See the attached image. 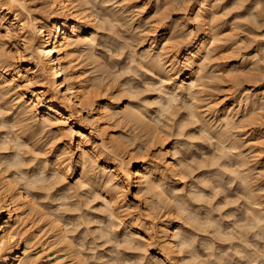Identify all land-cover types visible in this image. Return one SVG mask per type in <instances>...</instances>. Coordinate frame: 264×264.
<instances>
[{
  "label": "bare ground",
  "instance_id": "1",
  "mask_svg": "<svg viewBox=\"0 0 264 264\" xmlns=\"http://www.w3.org/2000/svg\"><path fill=\"white\" fill-rule=\"evenodd\" d=\"M186 1L192 5L193 3H191V2L194 0H167V1H165L166 2V9L164 7L165 5L164 6L162 5L163 6L162 8H160L161 7V5H160L159 8L162 10L160 11L159 15L156 16L155 15L156 12H154L155 14H153V15L150 14L151 17L155 16V18L157 19V17H158V19L157 20L155 19L156 21L154 20L155 21V23L153 24L154 26H153V28L150 29L154 35H152L153 39L151 41V44L149 45V48L145 47L146 50L142 49V50H144V52L142 54H140L139 52L137 54V52H136L137 50L133 53L131 52V50H129L131 52L130 57L132 55L131 61L134 62L136 60V58L133 57L136 55L137 58H140L139 61H141V63H144L143 61H145V63H146V64L144 63L145 65H148V64L150 65V66L148 65V67H149L148 68L145 65H144V67H141L143 65V64H141L140 65V67L142 68L141 69V68H139V62L138 61H137L138 64H136L137 66L135 65V62L133 63L134 64L133 65L130 61V64H132V66H134L135 68L133 67V69H134V71H133L131 69L132 68L131 65L128 64L130 66L131 70H129V72L127 71L126 73H127V75L129 73H131L130 74V75H132L131 79L134 78V80H135L137 78V77L135 78V76H138L136 73L139 74V72H140L141 74H143L148 69V71L151 70L152 72L156 73L158 75V76L157 75L156 76L159 77L158 79L161 80V81L160 80L158 81V79H157V81L160 82V84H162V87H161V85L159 86L158 85L159 83H157V82H156L157 84L153 83V86L150 87L154 90L155 93L158 90H157V88L154 89V87H160L163 89V90H161L162 93L160 92L161 96L160 97L158 96L159 97L158 99L152 98V100L154 99V102L150 103V101H152V100H150V101H148V100L151 97L145 98V99H147V102L144 101L145 99L141 102L142 94H144V96H145V94L146 93L148 94V92L144 91L146 93H142V94H139L137 92L134 93L135 91H133V87H130L131 84H129V86L128 85L126 86L123 84V82L126 84L127 81L126 82L124 81L126 79H124L122 82H120L121 85L123 86V88L121 86L122 89L117 88V87H116L117 88L116 89L114 87V85L116 86L117 79H119L121 76L116 77V83L114 81L115 84L113 83V89H112L113 91H115L114 90V88H115L116 92L118 94H120L119 99H116L118 96L117 93H115V94L113 93V95H110L112 92L110 94H105V92L107 93L109 91L105 90L103 92L102 90H104V89L101 90V88H102L101 84H97V85H101L100 89H99V88H95V86H97V85H94L93 83H91L94 79L96 80L95 82H98L102 78V77L99 78L100 77V76H98L99 74L96 77L95 74H97V73H94V71H92V69H90L91 72H93L95 75V77L93 79H90V78H92L93 75H91V74H93V73H90L89 69H88L89 66L96 65V62H98L97 64H99V65L102 64L101 63L102 61L100 63H99V61H97L98 57L96 56L99 53L98 50H96V49L99 47V45L101 46V44H99L98 46H97V44L99 43L98 41H101V39L98 40V36H97L100 34H97L98 33L97 29L99 27L95 23L96 19L93 16V15H95L92 11L93 10L92 7L93 6L95 7V3L93 1L92 2L94 5H92L91 0H0V34L2 35L1 37H3V39H1V38L0 39L4 41V44H2V42L0 44V129H1L0 130V264H87L88 262H90V261H88L89 259L87 257H86L88 259L87 261H84L86 259L85 257L83 259L81 258V252L84 250L83 245L81 248H78L79 251L76 250L77 249L76 246L80 247L81 243H80V245H76L77 243H75L76 242L75 239L81 238L82 236L76 237L74 239L73 234H75V236H77L79 233H77V234L74 233V229H78V230L80 229L81 230V228H83L84 226H85L84 228H86V229L84 230V228H83L81 230V232L85 231V233H86L87 228L89 229L88 231H92L91 225L94 223H91V221H92L91 217L93 218V216H94L93 212L97 211L99 213V215H101L100 214L101 210H100V212L98 209L96 210L97 207L99 208V205H98L99 203L97 202L98 204H96V202H94L97 199H101L103 201L101 203L102 205L100 204V206H102V207H100V209L103 208V210H104L103 211L104 214L103 213L102 214L104 216H106L107 215L106 212H108V215H107V217H104V218H102L103 215H101V218H98L99 215L98 216L95 215L97 217H95L93 219L94 221H92V222H95V219H96L97 223L100 222L102 224L104 222V220L106 222L105 218L108 219L107 222L109 220L111 221V223H110V221L108 222L111 224V225L110 224L109 225L112 227L111 228L112 230L110 229V231L115 232L118 236L124 235V237L122 239V243H120L121 241L119 238H116V239H118L116 241H118L120 245L123 244V245L130 246L132 244L131 245L132 247H129L130 249L127 248L128 250H130V252H129L130 256L134 258L132 260L130 257V259H129L130 262L131 261L133 262L135 260V257H136L137 258L136 260L137 261L139 260V262H138L139 264L146 259H148V261H150V262L159 260V262H160L159 264H171L168 262V258L171 255H173L172 257L174 259H176V258L179 260L181 259V261H187V260L189 261L193 258L195 259V257H197V261H198V260H201L202 258L198 259L200 254H197L199 256H196L195 253H198V251H196L195 249L199 244L202 243L204 245L203 247L204 248L206 247V249H208V250H206L207 251L206 253L209 254L208 256H210V257L213 256L214 257L213 260L215 259L214 261H216V257H217V260H218L217 262H220L222 264V262H221L222 260L220 259V256L223 254L225 255V253L222 252L223 254H221V253L216 252L217 249H220L219 247L221 244L219 245V247L218 246L216 247L215 245H218L220 242L218 244L216 243L213 245V243H215L213 241H217L218 239L212 240L211 238L213 236L212 237L210 236L211 237L210 238L207 234L209 231L204 233L203 229L200 228L198 230H196V229L194 230L193 229L194 227L191 228L193 230H191V229L189 230V228H187V226H186L187 222L191 221V223H194V224L197 223V224L202 225V226H203V224H205V227H203V228H206V226L209 228V226H211L209 229L214 228L213 229L214 231H212V234L214 232L215 234H217L218 237H219V235H221L220 238L222 237V234L224 232H225L224 234H226V231L222 230V228H224V226L222 227V225H223L222 224L223 223L222 217H221L222 218L221 221H220V219L218 220L214 216V214H211L213 212L211 210H206L204 212L205 215H200V213L203 212L202 210L201 211L198 210L201 206L198 207V205H197L198 209L196 208V206H195V208H194V206H192L193 201L196 202V200H200V202H201V199L207 200L206 199L207 197L210 198V194H209L210 191L207 192V186L209 185L208 186V188H209L210 185H213L215 183V182H212L213 178L211 176H213V175L222 176V178L228 177L229 179L227 178L226 180H230L229 182H231V183L232 182H234V183L238 182L247 188L249 195L254 200L253 203L255 204V206L251 208L252 210L250 209L252 212L250 214L248 213L250 216H249V218H247L249 220V223H248L249 227L247 226V228L256 229V230H254L255 236L256 235L257 236L262 235L259 233V230H261V228L264 227V208L259 207L260 206L259 204L262 203V201H260L261 193L259 194L260 189L262 187H260V189H259V187L256 185L257 188L259 189L258 190L256 187H254L255 184H254V186H252L253 183L250 184L251 183L250 181L252 180L253 175H255L252 172L253 169H255V167H254L255 164H259L258 162H260V163L264 162V148H263V146H264V129H260V128L257 129L255 127V125L258 123V120L260 119V117L262 115V112H264V110H263L264 109V84H262L263 87L259 86V88H256L255 90H253V88H252L253 91L248 89L249 91H251L249 93H248V90H247V92L244 91L246 93L244 95L242 94L243 97L240 94L241 92H239V94L242 97V98L241 97L240 98L242 100L240 98H239V100H237V99L232 97L233 95L235 97L236 94H233L231 96L232 97L231 99H229L230 96H228V98H227L226 95H225L226 98H220L219 97L216 99H212L214 97L210 98L211 94L213 95L214 92H215V95L219 94V93H216L215 90H214V92H212L213 89H215V87L217 88V90H219V89L222 90L225 87V86L224 87L222 86V88H221L220 85H218L221 83V81H223V80H219L220 82H216L215 84L211 83V85L217 84L215 87L211 86L208 83L210 85V88L213 87L212 90H210L208 87V90H210V92L206 90L207 88L205 89V91L207 93L208 92L210 93L209 96L207 95V93L205 91H203L206 93L207 98H209V100L207 101L205 94H204L205 98L204 97H203L204 99L202 98V96H201L202 93L200 95V92H202V90H204V87H203V85H201V83L205 84V82H209V81H206L207 78L204 77L205 74L207 75L209 73L207 75V77L208 76L212 77V76H210V74L212 75L214 70H215L214 73H216L215 67H217V69H218V67H220L219 65H221V64H219L216 66V63L218 64L217 61H216V63H214L215 62L214 60L216 59L215 58L216 55H215V57H211V56L215 54V51H217L216 49H218L220 46H222L223 39L224 38L226 39L229 35L227 34V32H225V33L223 32L224 34L221 33L224 29L223 30L221 29V31H218L219 29L217 30L218 33L220 32L221 34L220 33L218 34L217 31L213 32V30H216V28H217L216 23L218 24L221 21L224 24V22H225V20H223V17L221 16V14L218 13V11L222 12V13L224 12L223 10L220 11L222 9L221 8L222 4L220 3V0H217L216 1L217 3H215L214 0H213L214 3L211 2L212 0H210V1H208V0H196V1H194L195 7H194V5L191 6L189 4L191 7H194L193 9L195 10V13H196V16H193L196 18V19L194 18V21L195 20L197 21V24L194 25V26H196V28L192 29L190 27L192 29L191 32L189 31L190 34H187L188 37L184 41H182L181 43L180 42L178 43L176 41H173L174 42L173 43L171 40H173L176 37V35H175V37L173 36V38H171V36L174 33L173 30H175V29H172L173 33L171 32L172 34H170V36H169L167 34V31H168L167 29L169 27L167 29L160 28V27L162 25H164L163 27H165V24H167L165 20L168 21L167 18H169V20L171 19L170 13L173 14V11L175 10L174 7L177 8V6L179 4L181 6L182 3L186 2ZM223 1H222V3H223ZM259 1H257V3L261 5L262 4L261 2L263 0L260 3H259ZM209 2H211V4L213 3L214 5L217 4V6L215 5L216 6L215 7L212 4L215 7L214 8L212 5H210ZM240 2L242 3V1H240ZM90 3H91V5H90ZM236 3H239V2H236ZM257 3H254V4L256 5ZM163 4H164V2H163ZM258 4H257V6H255L256 8L254 11H257ZM183 5H184V7H183L184 10L189 9L188 5H187L188 9H187V7L185 8L186 4H183ZM218 5H220V8H221L220 10H219ZM225 5H222V6L224 7ZM239 5H240V3H239ZM251 5L254 7V5L252 3H251ZM262 5L259 6V8L261 7L260 9H262ZM239 7H241V5ZM91 8H92V10H91ZM211 8H212V10H213V8L214 9L218 8L217 9L218 10L217 11L218 16H221V17H219L220 19H218V22H217L218 16L215 13L216 10L211 11ZM227 8H229V7H227ZM232 8H231V10H232ZM259 8H258V10H260ZM158 9H156L157 14L159 12ZM226 9H224V10L226 11ZM263 9H264V5H263ZM109 10L111 11V8H109L108 11ZM113 10H115V9H113ZM171 10H172V12H170ZM237 10L240 11V9H238V8H237ZM191 11H193V10H191ZM233 11H234V9H233ZM251 11H253V10H251ZM260 11H263V10H260ZM161 12H164V14ZM227 12H229V10H227ZM236 12H234V13H236ZM115 13H116V11H115ZM234 13H231V11H230L231 16L229 15L227 17H233ZM256 13H258V18H256L257 15L256 14L253 15V13L251 16H253L254 19H252L251 16H249V17L252 20L256 19L255 20L256 22L255 21H253V22L258 25V22L262 21L263 18H261V20H260V17H262L261 16L262 12L257 11ZM116 14H115L114 18H118ZM215 14L217 17H214ZM227 14H229V13H226V15ZM240 14H242V12ZM108 15L106 14V16H108ZM111 15L112 16L114 15V11H113V13H111ZM111 15H110V18H111ZM236 15L238 16L239 14H236ZM122 16L123 15L119 16V18ZM240 17L242 18V15ZM246 17H248V15ZM114 18H111V19L114 20ZM189 18L191 19V17H189ZM179 19H181V18H179ZM179 19H177V20L175 19V21H177L176 23H179V21H180ZM232 19L231 20L228 19V21L226 19V22L229 23L230 21H234L236 19V17H234L233 20ZM116 20L117 19H115V22H116ZM212 20H213V22H211ZM214 20L216 23L214 22ZM238 20L241 22L240 19H237V21L235 20V23L234 22L233 23L230 22V23L231 24H237L239 22ZM257 20H260V21H257ZM119 21H120V19H119ZM253 22H252V24H250V26H252V27L254 24ZM141 23L142 22H140L139 25H141ZM194 23H196V22H194ZM214 23H215V25H214ZM228 23H226V24H228ZM263 23L264 22H262L261 25H263ZM174 24H172V25H174ZM223 24H222V28H223ZM239 24L240 23H238L237 27L236 26H234V27H236V28L240 27ZM241 24H243L244 26L246 25V24H244V22L243 23L241 22ZM172 25H171V27H172ZM243 25H241L240 29L243 28V30H244ZM250 26H248V27L250 28ZM248 27H247V29H248ZM252 27L250 28L252 31L250 33H253L254 32L253 30H255L256 28H259L257 26L255 29H254L255 26L253 28ZM172 28H174V27H172ZM219 28H221V25H219ZM237 30H238L237 32H239V28ZM257 30H255V31H257ZM226 31H227V29H226ZM159 32H160V34H159ZM226 34H227V36H223L224 38L221 36L222 39H219V42H216L217 45L218 44L220 45L222 43L220 46L218 45L219 47L217 48V46L215 44V40L217 39V37L220 38L219 35H226ZM245 35H246V33H245ZM255 35H256V33H255ZM248 36H249V33H248ZM259 36H260V34H259ZM259 36L257 35L258 38H259ZM110 37H112V36H110ZM254 38L257 41L258 38H256V37H254ZM254 38H253V40H255ZM225 39H224V41L226 42L227 40H225ZM229 39H231V38H229ZM235 39H237V38L235 37L234 40ZM261 39L263 40V37ZM234 40L232 42L236 41V40L235 41ZM241 40H243V39H241ZM251 40H252V38H251ZM262 40H261V42H264V40L263 41ZM216 41H218V39ZM229 41H231V40H229ZM117 42H119V41H117ZM225 42H224L223 46H226ZM261 42L259 40L258 43L260 44ZM119 43L123 44L121 42H119ZM256 43L254 45H256ZM120 44L117 46H120ZM124 44H126V43L124 42ZM127 44L129 45V43H127ZM228 44H229V42H228ZM228 44H227V46H228ZM232 44H235V43H231V47H232L231 50L233 51V47L235 48L236 44H235V46H232ZM121 46H123V45H121ZM244 46H242V45H241V47L238 46L239 48L237 47L236 50L234 49L235 51H233V52H236V51L240 52ZM253 46L251 44V48H253ZM257 46H258V44H257ZM7 47H9V48L7 49ZM125 47H123L124 50H125ZM214 47H216V49ZM262 47H261V50L263 49ZM130 48H131V46H130ZM222 48H223V52H224L225 47H222ZM214 49H215V51H214ZM219 49L221 50V47ZM239 49H241V50H239ZM84 50H86V52ZM121 50H119V52H123L124 54L126 53V55H129V54H127L128 48H127V50H125V52L121 51ZM151 50H154L155 52H157V54L154 55L155 52L153 51L154 52L153 53ZM261 50H260V52L257 50L256 53L254 52L255 54L252 53L253 56L255 57L258 55V59H260V58L262 59V56L259 55L263 52ZM96 51H97V54H96ZM226 51L227 50H225V54L228 53V52L226 53ZM82 52L83 53L85 52V54L87 53V55H85V58L87 59L88 62L85 61L86 62L85 65L81 67L79 64L80 60L78 61V59H79L78 57H79V55L83 54ZM151 52L153 55L151 54ZM218 52H216V54ZM220 52L223 53L222 50ZM242 52H240V53H242ZM247 52H249V51H247ZM80 53H82V54H80ZM240 53H238V52H237V54L228 53L227 55L229 57H230V55H232L233 56L232 58H235V57L239 56ZM223 54H219L221 56L220 57L217 56V57H219L220 60L218 58L216 60L221 62L222 61L221 57H224L228 61L229 57H227V55L224 56ZM250 55L249 56L247 55L248 57H250V58H248V57L247 58L252 60ZM98 56H99V54H98ZM259 56H260V58H259ZM239 57H241V56H239ZM133 58L135 60H133ZM255 58H256L258 63L255 60H253L252 62H255L259 68L261 67V69H263L262 66H259V65L262 64L261 62H263L264 59H262V61H260L257 59V57H255ZM244 59H241V60H244ZM207 60H209V61H207ZM210 60L214 61V62L212 63V62H210ZM230 60H231V58H230ZM238 60H239V58H238ZM83 61H82V63H83ZM247 61L245 60V62H247ZM91 62L93 63V65H90ZM209 62H210V64L215 65V67L212 65L214 68H213L212 72L210 70L211 73L208 71L210 69V67L212 69V66H210ZM224 62L225 61L222 62L224 65H227V66L230 65L228 63L225 64ZM249 62L250 61H248V63ZM80 63H81V61H80ZM240 64H242V62ZM243 64H245V63H243ZM87 65H88V67H87ZM208 65H209V67H207ZM235 65H237V64H235ZM256 65L251 64L250 66H253V67L255 66L254 68L257 69V73H258L259 71H261V69L258 70ZM129 66H128V69H129ZM223 66L221 65V67H223ZM238 66H239V64H238ZM243 66H241V67H243ZM105 67H107V66L105 65ZM136 67H138L137 69H139L140 71H138L136 69ZM145 67L147 69H145ZM206 67L208 68V70H206L207 69ZM34 68H35V70H33ZM91 68H93V67H91ZM97 68H98V66L97 67L95 66V69H97ZM99 68H101V66ZM99 68L97 70L101 74L102 70L100 71ZM124 68H126V67H124ZM228 68H226V69H228ZM95 69H93V70H95ZM101 69H103V68H101ZM108 69H105V71L103 70L102 72H105L106 74H107V72L109 73V71L111 72V70H108ZM135 69L137 72H135ZM143 69H144V72H143ZM221 69H219V71H221ZM226 69L223 68V70H226ZM234 69H236V68H234ZM242 69H243V71H241ZM242 69H240V72H237L238 70L236 69L235 72H237L236 73L237 75L234 74V76L232 74L230 75V73H232V71L234 72V70H232V69L226 70L227 71V74H226L227 77H226V75H223V73H226V71L225 72L221 71L222 73H220L217 70L218 73H220L221 75L216 73L218 77L216 76L217 79L214 77L215 81L220 79V77H222V76L226 77L227 80L229 79V80L233 81L234 79L244 77L243 75H248V77L250 79L251 78H257L260 81L262 80V83H264V81H263L264 77L262 78V76H264L263 73H262V75L260 73V76H261V78H260V77H258L259 73L258 74L256 73L257 75L254 74L255 69L254 70L252 69V71L254 73L252 71H249L250 69L246 70V72H247L246 74H244L245 73L244 68H242ZM30 70H33V71L31 73H29L28 71H30ZM124 71H125V69H124ZM148 71L146 72V74L144 73L145 77L148 75L147 74ZM205 71H208V73H205ZM248 71L252 72V73H249ZM126 73L123 74L124 75V76H122L123 78H125ZM133 73H135L136 75L134 74V76H133ZM154 73H152V75H153L152 77L155 76ZM248 73L250 74V76ZM88 74H90L91 77ZM114 74L115 73H113V75ZM141 74H139L140 76H138V77L140 78L142 76L144 78V76H143L144 74L143 75H141ZM150 76H147L146 78H148V77L151 78ZM114 77H113V80L115 79ZM129 77L130 76H128L126 78H128V80H130ZM157 77H155V78H157ZM36 78H41L43 80L42 83H38V85L41 84L40 87H38L36 85H35L36 87H33L34 86L33 84L36 83ZM96 78H98L99 80ZM146 78H144V79H146ZM201 78H204L205 80L201 79ZM212 78H210V79L208 78V80H210V82H211ZM223 78H221V79H223ZM226 78H225V80H226ZM246 78H247V76H246ZM249 78L247 79V80H249L248 83H250ZM213 79H212V82H213ZM244 79H242V80L245 81L246 79L245 80ZM257 79H251V80H257ZM155 80L156 79H154V81ZM200 80H203V81L200 82ZM238 80L241 81V79H238ZM238 80L236 82H238ZM228 81H226V82H228ZM231 81H229L230 84L233 83V82L231 83ZM260 81L257 80V82H260ZM145 82H148V79H147V81L145 80ZM234 82H235V80H234ZM118 83H119V81H118ZM129 83H130V81H129ZM134 83H136V81ZM224 83L225 82H223L222 84L224 85ZM148 84H149V82L147 83V85ZM208 84H206L205 87H207ZM226 84L229 85L228 83H226ZM244 84H245V82H244ZM118 85H120V84H118ZM200 86H202L203 89ZM240 86H242L241 83H240ZM103 87H104V85H103ZM109 87H110V85H109ZM124 87H128V88L130 87V88L128 89V88H124ZM253 87H255V86H253ZM110 88H112V86ZM229 88L230 89H227V88L226 89L224 88V89L227 91V90H231L232 87L229 86ZM240 88H242V87H240ZM130 89L133 91V93L131 91H129ZM107 90H110V89L108 88ZM243 90H245V88H243ZM150 91H149V93H153V91H151V92ZM223 91H221L220 95L226 94V92L224 91L225 93H223ZM102 92H103V95H101ZM158 93L159 92H157L156 94H158ZM232 93H234L233 90H232L231 94ZM235 93H236V91H235ZM133 94H138L137 96L140 99L136 95L133 96ZM231 94H229V95H231ZM237 94H238V92H237ZM10 95H12L13 98H15V100L18 104V108L15 109L16 104L15 105L11 104L13 102V100L11 99L12 102H11V100H9L11 98ZM180 95H184L183 97H185V104H184L183 103L184 100H182L183 97L181 96L182 97L181 100L183 101L182 105H185L184 110H183V106L179 105L181 103L180 102L181 100L179 98ZM122 97H125L126 101L121 102ZM134 97H136V99L139 101L135 100ZM189 97H190V99H188ZM114 98H115V100H113ZM123 99L124 98H122V100ZM15 100H14V103H15ZM116 100H118V101H116ZM156 100L157 101L159 100V102H160V100H163L164 103L163 104L160 103L161 105L158 106L157 104L159 102H156V104H154ZM202 100H203V102L206 101V103H203ZM114 101L119 102V103H115ZM177 101L179 102V104L177 103ZM137 102H139V103H137ZM143 103L147 104L146 106H151V108H152L153 104H154L153 106H155V105L158 106L159 109L156 107L155 111H158V114H161V112H163L161 114L163 116H164V114L166 115L167 110L168 111L170 110L171 112L173 110L172 116H170L172 114L170 111L169 112L171 114H168L169 112H167V115H166L169 118L168 121L170 122V124L173 123V124H171L173 126L170 127L169 122H167V120H165L166 118H164V117L162 118V116H161V118L163 120H161V121H164L162 123H165V124H163V125L159 124L158 122L160 121L159 120L160 117H158V114H156L154 111V115H153L152 109L150 107L144 106L145 104L142 105ZM175 103L178 104L177 108L179 109V111L176 109ZM150 104H152V105H150ZM174 106H175V108H173ZM171 108H173V109H171ZM246 109H251L250 112L248 111L249 112L248 115L246 113ZM261 109L263 111H261ZM181 110L186 112V113L182 112ZM244 110L246 113L245 116L246 117L249 116V119L245 118V116L244 117L242 116V114H245V113H243ZM256 111H258V112L260 111L259 113H261V114H259ZM29 113L32 114L33 116L29 115ZM155 114L157 116H155ZM168 115L171 118L176 117L175 118L176 120L174 118L172 120ZM174 115H176V116H174ZM185 115H186V117L191 118V119L187 118V120L188 119L192 120L191 123L190 122H188V124L185 123L186 122ZM262 117H263V115H262ZM192 118L195 119L194 122L197 121V123H194ZM257 118H259V119H257ZM182 121H184L186 126L182 123ZM129 123L130 124L132 123L133 125H137V126L139 125L138 127L135 126L137 129L134 130V131H136L135 132L136 135H135L134 139L132 136L128 135L129 133H131L133 131V130H131V128L134 129L133 126L131 127L129 125ZM193 123L197 124V125L199 124V125L198 126L195 125L192 127L190 124H193ZM263 123L264 122H262V124ZM119 124H121V125H125V124L127 125L128 124L130 126V129H128L129 127L126 125L124 126V129L122 128L123 126H120V128H122L124 130V132H126L125 130L127 127V129H128L127 132H129V133H127V134L122 133L121 134V133H119L120 131L117 132L118 127H115V126L119 125ZM156 124L159 126H162V128L156 126ZM166 124H168V125L166 126ZM258 124L262 126V124H260V122ZM164 126L168 127V128L174 127L172 129V132H171L172 135H171V133H168L167 130H163L165 128ZM196 126H197V128L199 127L198 133L200 132L199 133V134H201L200 136L197 135L198 133L196 130H198V129L197 128L195 129ZM256 126H258V125H256ZM139 127L141 128L139 130H141L143 132V133H141V131H139L141 134L140 137H143L144 135H146V136H144L145 138L147 136L150 138V139L148 137L146 138V140H148L147 145L144 144V142H146L144 138H143L144 139L143 142L136 139L137 136H139L138 132H137ZM157 127L163 131H157L158 130ZM186 127L188 129H190L189 127L194 128L196 132H193L194 130H192V129H190L189 131L188 130L186 131V129H187ZM251 127H254L253 128L254 130H252L253 132L248 133L249 130L251 131V129H252ZM4 128H6V129H4ZM8 128L13 130L14 136L12 135V137H11V134H10V138H7L8 136H6L7 134L9 135V133L12 132V130H10ZM120 128H118V130H120ZM2 129L6 130V131L8 129L9 133H7L5 135L6 131L3 132ZM244 129L245 130L247 129V130L244 131ZM129 130H131V132ZM134 131L132 133L133 135L135 134ZM118 133L120 135H118ZM163 133H166V134H163ZM194 133H197L196 137L199 138V139L197 138L198 140L196 139ZM246 133H248V135H249V137L247 139L248 144L244 141V137L242 138V135L245 136L244 134H246ZM132 134H130V135H132ZM164 135H167V137L170 136V137H168L169 139ZM248 135L246 134V136H248ZM97 137H101L100 138L101 142H99ZM131 138L134 141H135V139H136V141H139V144L138 143L135 144V142H133V140ZM214 138L217 140L216 145H218V150H216V152H218V154L212 153L215 155L214 159H216V160L212 159L213 162L209 165H210V169L215 164H216L215 167H217V168H213L212 171H208V170L203 171V173L201 175V176H203L202 177V179H203L202 183L203 184L201 183V185H200V183H199V186L196 187V186H194L196 183L192 182L194 185L193 184H192L193 186L190 185V189H189L188 193L187 192L184 193L183 192L185 190L184 185L186 182L183 180V176H185L186 170L195 168V166L198 165V163L196 165L193 163V161H190V163L188 161V164H185V165L183 163H181V162H183V160L182 159L180 160V157H179L182 154L181 150L183 152V150L185 148L184 146H187V148L189 147L191 149V148H193L191 146H195V145L201 146L202 144L206 145L205 143H208L207 140L213 141ZM242 139H243V141H242ZM245 139H246V137H245ZM140 142L144 144L145 147L142 144L141 145L145 149L141 148ZM242 142H245V144L249 145V146H247L249 148L247 150L248 153L244 151L245 150L244 149L245 144ZM156 144H159L158 145V151H157L158 153L157 154L155 153L156 155L154 156V155H151V148L157 146ZM130 145H132V146L130 147ZM241 145H244V147ZM203 146H201V147L203 148ZM182 147H184V148H182ZM240 147L241 148L243 147L244 150L241 149ZM194 149H196V148H194ZM250 149H253L252 152L249 151ZM23 153H26V154L24 155ZM69 153H70V155H67ZM29 154H30V156L28 158ZM233 157L234 158L238 157L236 159H239V167L237 165V169H235L236 167H234V168H230L231 171H228V169H227L228 164L231 163L230 161H231V158H233ZM206 158L204 157V159L202 161L203 163L200 162L199 164H201V163L204 164V160ZM211 158L210 159L207 158V160L210 161ZM251 161H253V162H251ZM249 162L254 163V166L251 167L253 169H251L252 171H250V172L247 171V170H250V168L248 167L249 168L248 169L246 167V165H252V164H249ZM195 163H196V161H195ZM207 163H209V162L207 161L206 165H208ZM209 165H208L207 169H209ZM198 166L200 167V165H198ZM184 167L187 169H185ZM70 171L73 172V175L74 174L76 175V177H77L76 183L72 184L71 181L68 183L66 182V180L68 181V177L70 176V173H69ZM193 171H195V170L193 169ZM254 171L256 172V170H254ZM259 172H261V171H259ZM259 172H257V173H259ZM189 174H187V176ZM259 174H258V176H260ZM186 177H184V178L186 179ZM239 179H240V182L237 181ZM194 180H196V179L194 178ZM214 180H216V179L214 178ZM45 182L46 183L48 182L47 184H49V186H47L48 187L47 189L45 187V185H46ZM221 182H220V184H221ZM44 183H45V185H44ZM181 183L184 184L183 185L184 187L181 185ZM210 188H214V185L211 186ZM132 189L136 190L134 194H132ZM67 190L71 191V194H70V195H72L71 198L72 199L75 198L76 203L73 202L69 198V194H67L68 195L67 196L66 194L63 193V192L69 193V192H67ZM247 190L245 189L244 191H247ZM39 191H41L43 193L42 194L40 193L41 199L40 200L38 199L39 200L38 201L36 198V194H38ZM211 191H213V189ZM93 192H94L93 197H95V199L93 198L94 201L88 202L89 197H91V195H92L90 193H93ZM222 192L223 191H221V193ZM262 192H264V191H262ZM214 193L217 194L216 192H214ZM191 194H193V196ZM53 195L54 196L59 195L58 198L61 200L62 204L59 203L60 200L58 199L59 200L58 205L59 206H60V204L62 205V207L60 206L61 210H63L62 208H64V207L66 208V207L73 206V204L75 203V208H71V210H69V211L73 213V211L76 210V212L79 211L78 213H81V212L82 213L81 214L76 213L77 214L76 216H75V214L74 215L72 214L73 217L67 216L66 213L63 214L64 212H66V210L64 209L63 213H62L60 208L59 209L55 208L54 203H53L54 206L53 205L50 206V205H48L49 203L48 204L43 203L45 201L40 202L41 200H45V199L46 200H49L50 198L53 199ZM73 196H75V197H73ZM77 197L79 200H76ZM134 197L140 199V201L143 203V207H141V208L139 207L138 208L139 210L137 209L139 204L135 205V204H137V202L134 201L135 199L133 200ZM67 198H69L70 201ZM87 198H88V201H87ZM251 198H250V200H251ZM55 199L56 198L54 197L53 200H55ZM62 199H64V200H62ZM212 199H213V197H212ZM58 200H55L53 202H56ZM132 200L135 203L134 209H133V203H132L133 201ZM210 200H211V198H210ZM71 201L73 203V204L71 203L72 205H70V203H69ZM156 201L160 202V204H162L164 207L158 206V205H160L159 203H157L158 205H156L155 204ZM65 202L69 203V206H67V204ZM93 202L96 205L93 204ZM203 202H205V201H203ZM211 202H212V200H211ZM236 202L238 203V201H236ZM152 203L154 205H152ZM206 203H209V201L208 202L206 201ZM64 204H66V205H64ZM90 204H93V206H91ZM169 204H172V206H173L172 209H170L168 207V206H170ZM197 204H199V203H197ZM58 205H57V207H58ZM84 205L87 206L85 208V210L83 208ZM151 205L153 207H151ZM155 205H156V207L158 206L159 208H156ZM222 205L223 204H221L220 206H222ZM230 205H232V204H230ZM172 206H170V207H172ZM241 206H243V205H241ZM261 206L263 207V205H261ZM135 207H136L137 211H135L136 210ZM166 207L170 209V211H169L170 217L167 219L165 217V215H169V213H165L164 214V217H165L164 220H160L161 222L158 223L157 220L159 218L155 217V219H157V220H155L154 218H152L153 217L152 214H153V212H155V214L157 212H160V209H161V212H163L162 209H165ZM151 208H153V209L155 208V209L152 210ZM201 208H204V206ZM225 208H226V206H225ZM238 208H239V205H238ZM247 208H249V207H247ZM72 209H74V210L72 211ZM215 209H217V207ZM219 209H221V208L219 207ZM223 209H224V207H222V211H223ZM156 210H157V212H156ZM69 211L67 210V214L69 213ZM151 212H152V214H151ZM230 212H229V215H231L234 218L233 212H235V211H233L231 214H230ZM248 212H249V210H248ZM221 213L222 212H220L219 214H221ZM157 214H159V213H157ZM150 215H152V217ZM181 215H183V218L181 217ZM234 215H236V214H234ZM179 216L182 218V221L184 220V217L187 219L183 222H179L177 219V218H179ZM74 217H79L78 219H80V221L78 220V221L74 222ZM225 217L227 218V215H225ZM218 218H219V216H218ZM235 218H236V216H235ZM98 219H99V221H97ZM152 219H154V220H152ZM179 220H180V218H179ZM42 221H43V223H42ZM76 222H79V224H81V226L78 223H77V226H75ZM71 223H73V224L75 223V224L72 225ZM100 223H98V224H100ZM191 223H189V224H191ZM231 223L233 224V222H231ZM246 223L247 222H245V224ZM98 224H97V226H98ZM104 224H107V223H103L101 225V227L104 226ZM95 225H96V223H95ZM71 226L74 229H72L70 232ZM97 226H95L96 228L93 227L94 229H93L92 233L93 232H97V233L101 232L100 229H102V228L100 226H99L100 228ZM107 226L108 225H106V227ZM79 227H81V228H79ZM89 227H91V228H89ZM232 227H230V228L233 229ZM241 227H243V226H241ZM45 228H48V229H45ZM67 228L69 230H67ZM105 228H103L104 231L102 230L103 234H105ZM238 228H239V226H238ZM244 228H245L244 230H246V231L249 230L246 227H244ZM44 229L48 230L49 232L53 231L54 234L52 237L54 238V240L52 237H51L52 239H50V241L53 240L52 243L48 241V238H44V235L42 233V231ZM95 229H96V231H95ZM252 229L250 231H253ZM262 229H264V228H262ZM201 230H203V231H201ZM226 230H227V226H226ZM240 230H242V229H239V230L237 229L235 231H240ZM205 231H206V229H205ZM230 231H229V234H230ZM75 232H76V230H75ZM107 233L109 234V231ZM93 234H96V233H93ZM227 234H228V232H227ZM229 234H228V236L231 235V234L230 235ZM50 235H51V233H50ZM89 235L87 234V236H89ZM98 235L100 238L101 234H98ZM236 235H237V232H236ZM106 236H108V235H106ZM224 236L226 237V235H223V238H224ZM231 236H230L231 241H232V239H233V241H235L237 238H239L240 235L236 239H234L235 234H234V238H233V234ZM97 237L98 236H94V238L91 240L96 239V241H97L99 239V238L97 239ZM110 237H108V238H110ZM241 237H242V235H241ZM104 238L105 237H103V239ZM108 238L106 237V239H108ZM120 238H121V236H120ZM223 238H222V240H223ZM243 238H244V235L241 239H243ZM213 239H216V238L214 237ZM224 240H223V242H224ZM116 241H114L112 243L115 244ZM123 241H124V243H123ZM107 242L109 243L110 241H107ZM238 242L244 243L247 241L240 240ZM108 243H106V244H108ZM154 243L155 244L157 243L158 245L154 246L155 245ZM226 243H228V242H226ZM231 243H233V242H231ZM254 243L255 242H252V244H254ZM54 244L55 245L57 244V246L59 245L60 248L54 252L48 251L52 247L51 245H54ZM116 244H117V242H116ZM133 244L136 245V247H133L134 246ZM103 245L105 246V243ZM103 245H101V246H103ZM243 245L244 246L247 245V247H248V244H246V243ZM250 245H251V243H250ZM90 246H91V244H90ZM95 246H97V243H95L93 248ZM236 246L237 245H234L235 248H236ZM244 246L239 245V243H238L237 249L233 250V251H236L238 257H241L243 254L244 255L248 254L249 256H246V257L250 258V256L251 257L254 256L251 259L255 260V256H257V259L259 258L258 257L259 254L257 252H259L261 249L259 251L257 250V252H255L254 250H251L248 247V249L250 250L249 251L246 249L247 247L244 248ZM73 247H76V249H74ZM99 247L100 246L98 244V247H95L94 251L97 252V250H99L98 249ZM112 247H114V246H112ZM96 248H97V250H96ZM250 248H252V247H250ZM256 248L258 249V247H256ZM64 249L69 251V254L65 253V255L66 254L69 255V260H65L64 259L65 255L60 254L62 252L61 250L64 251ZM103 249L104 248H102V250ZM80 250H81V252H80ZM113 250H114V248H113ZM121 250H122V248H121ZM225 250H227V249H225ZM225 250H222V251H225ZM229 250H231V249H229ZM58 251L59 252L61 251V252L58 253ZM91 251H92V249H91ZM218 251L220 252V250H218ZM252 251H254V252H252ZM103 252H104V250H103ZM119 252H120V254H122L123 250L119 251ZM225 252L227 255V251H225ZM230 252H229V254H230ZM106 253H107V251H106ZM106 253L105 254L102 253V255L103 254L105 255V256L103 255L104 259H102V257H100L99 255L98 256L100 257V260H98L99 257L96 258V256H95V259L98 260L99 262L101 261V259L102 260L107 259L106 256L110 252L108 251L107 255H106ZM191 253H193V255L195 257L191 258L192 257V256H190ZM236 253L232 252L231 256H233L234 254L236 256ZM261 253H263V252L261 251ZM219 254H220V256L218 257ZM128 255L129 254H126V256H128ZM180 255H182V256H180ZM262 255H264V254H262ZM262 255L260 256V258L261 257L264 258V256H262ZM84 256H86V254ZM119 256L120 255L118 254V258H119ZM121 256L123 257L124 255L122 254ZM111 257L114 258L112 255H111ZM115 257H117V255ZM243 257L245 258V256H242L241 258L244 259ZM118 258H115V259L118 260ZM125 258L126 257H124V259ZM128 258H129V256H128ZM128 258H126L125 260L128 261V264H130L129 260H127ZM205 258L206 257H204V259ZM263 258H261L260 262L262 260L264 261ZM90 259L92 260V257ZM95 259L93 258V263H94ZM170 259H172V258H170ZM194 259H193V263L195 261ZM210 259H212V258H210ZM240 259H238V260H240ZM116 260H115V263H116ZM125 260H124V262H125ZM140 260H142V261L140 262ZM181 261L179 262V264L181 263ZM204 261H206V260H203V262ZM255 261H257V260H255ZM108 262H110V259ZM113 262L114 261H112V263ZM190 262H192V260L189 261V263ZM257 262L259 263V261H257ZM96 263H97V261H96ZM102 263L103 262L101 261V264ZM115 263H113V264H115ZM126 263L127 262H125L124 264H126ZM145 263H147V262H145ZM183 263L185 264V262H183ZM212 263H213V261H212ZM233 263H234V261H233ZM248 263H253V261L248 262ZM88 264H91V263H88ZM106 264H108V263H106ZM150 264H152V263H150ZM155 264H158V263H155ZM213 264H216V262ZM262 264H264V263H262Z\"/></svg>",
  "mask_w": 264,
  "mask_h": 264
},
{
  "label": "rangeland",
  "instance_id": "2",
  "mask_svg": "<svg viewBox=\"0 0 264 264\" xmlns=\"http://www.w3.org/2000/svg\"><path fill=\"white\" fill-rule=\"evenodd\" d=\"M92 1L95 3V7L93 6V7H92L93 10H92V8H91V10H92L93 13L95 14V15H93L94 18L96 19V20H95V23H96L97 26L99 27V28L97 27V28H98V29H97V31H98L97 34H100V35H97V36H98V40L101 39V41H98L99 43L97 44V46H98L99 44H101V46L99 45V47L96 49V50H98V52H99V53H98L99 56H98V54H97V51H96V54H97L96 56L98 57V58H97V61H99V63L102 61V62H101L102 64L99 65V64H97L98 62H96V65H94V66H89V67H88V65H87V67H88L90 73H93V72H91V70H90V69H92V71H94V73H97V74H95L96 77H97V75L99 74V75H98V76H100L99 78H101V77H102V78L100 79L101 81H100L98 78H96V79L99 80V81L97 80L99 83H98V82H95V81H96L95 79L93 80L95 83H94L93 81H92L91 83H93L94 85L101 84L102 86H101V85H97V86H95V88H99V89H100V86H101V87H102L101 90L104 89V90H102L103 92H104L105 90H106V91H109V92H107V93L105 92V94H110V93L112 92L110 95H113V93H114V94L117 93V92H116V89H117V88H120V89L123 88V86L121 85L120 82H122L124 79H126V80H124L125 82L127 81L126 84H125L124 82H123V84L126 85V86H127V85L129 86V84H131L130 87H133V91H135L134 93L137 92V93H139V94H142V93H146V92H148V94L146 93L145 96H144V94H142V96L140 95V96H141V102H142L146 97H147V98H148V97H151L148 101L152 100V98H154V99H158V98L161 96L160 92L162 93L161 90H163V89L160 88V87H154V89L157 88V90H158L157 92H159L158 94H156L157 92L155 93L154 90H153L152 88H150V87H152V86H153V83H156V82L159 83L158 85H159V86L161 85V87H162V84H160V82H158V81L160 80V79H158L159 77H157L158 75H157L156 73L152 72L151 70L148 71V69L146 68V67H148V65H149L148 63H149V62L147 63L148 65H145V64H146L145 61H143L145 64H144V63H141V61H139L140 58H137L136 55L133 56V57L136 58V60L133 58V60H135V61H134V62H135V65L138 64V62H139V68L144 67V65H145V66H146L145 69H147L146 72L148 71V73H147L148 75H147V76H150V75H151V76H150L151 78H149V77L146 78L147 76L145 77L146 72H144V69H143V72H144L145 74H144L143 72H142V73H143L144 75L141 74L140 72H139V74L143 75L144 78H146V79H144L142 76L139 78L138 76H140V75H139L138 73H136L138 76H135V78L137 77L135 80H134V78L131 79V76H132V75H130L131 73H129V74L127 75L126 72H127V71L129 72V70H131V69L134 71V69H133L134 66H132V64H133L134 62L131 61V59H132V58H131L132 55H131V57H130L131 52L133 53V52H135V51L137 50V51H136L137 54H138V52H139L140 54H142V53L144 52V50H146L145 47H146V48H147V47L149 48V45L151 44V41H152V39H153V38H152V35H154V34L151 32L150 29L153 28V26H154L153 24H154L155 21L158 19V17H157V19H156L155 16H153V17H154V18H153V17H151V15L155 14L154 12H156V14H155L156 16L159 15L160 11L162 10V9H160V8H162L164 5H165L164 7H165V9H166V2H165V1H167V0H159V1H158V0H100V1H99V0H91V2H92ZM162 1L164 2V4H163ZM194 1H196V0H194ZM194 1H192V2L190 1L191 3H193L192 5L186 1V2L182 3V5H181L182 7L180 6V4L177 6V8L174 7L175 10L173 9V10H174V11H173V14L170 13V17H171V19L169 20V18H167L168 21L165 20L166 23H167V24H165V27H163L164 25H162V26L160 27V28H165V29H167V28L169 27V28L167 29V30H168V31H167V34H168L169 36H170V34H172V33L174 32V33L172 34L171 38H173V36L175 37V35H176V37H175L173 40H171L172 42H173V41H176V42H178V43H179V42L181 43L182 41H184V40L188 37L187 34H190L189 31L191 32L192 29H195V28H196V26H194V25L197 24V21H196V20L194 21V18H195V17H193V16H196L195 10L193 9V8L195 7V5H194ZM208 1H210V0H208ZM214 1H215V3H217V2H216L217 0H214ZM222 1H223V0H222ZM222 1L220 0V3H221L222 5H225V4L227 3L224 7L220 4L222 9L220 8V5H218V6H219V10L221 9L220 11H222V10L224 11L223 13H222V12H219V11L217 10L218 8L214 9V8L217 6V4H215V5H216V6H215V5L213 4V3H214L213 0H212L211 2H213L212 4H213L215 7L211 4V2H209L210 5H212V6L214 7L213 10H216L215 13L217 14V16H218V13H220L221 16L223 17V20H225V22L222 20V21L224 22V24H223L221 21H220V23L217 24V23L215 22V20H214V22H215L216 25H217V26H216L217 28L215 27L216 30H213V32H214V31L216 32L218 29H219L218 31H221V29H222V30L224 29L221 33H223V32H224V33L227 32V34L229 35L227 38H228V39L231 38V39H229V40H231V41H229L227 38L225 39V38L223 37V36H227V34H226V35H219L220 38L217 37L218 41H216L217 39L215 38V39H216V40H215V44H216L217 48L222 44V43L220 42L221 44H220V45L218 44V45H219V46H218L217 43H216V42H219V39H222L221 36H222L225 40H227V41L229 42V44H228L227 41L225 42L224 39H223V44H224V42H225V43H226V44H225L226 46H223V44H222V46H220V47H221L222 52H223V48H222V47H225V48H224V52H223L224 54L220 52V51H221V50L219 49L220 47H219L218 49H216V47H214L217 51H215V49H214L215 54H214V55L211 54V55H212L211 57H215V55H216L215 58H216V59L218 58V59L220 60L219 57H220L221 55H219V54H223L224 56H226L228 53H232V54L235 53V54H237V52H238V53H240V52H242V51H243V52L240 53V55H239V56H241V57L237 56V57H235V58H232V57H233L232 55H230V57L227 55V57H229V58H228V61H229V62H228L224 57H221V60H222L221 62L218 61V60H216V59L214 60L215 62H214V61H211V60H210V62H212V63H213V62L216 63V61H217L218 64L216 63V66L219 65V64H221V65L223 66L224 64H223L222 62L225 61V62H224L225 64H227V63L230 64V65H228V66H227V65H224L226 68L229 67L228 69H232V70H234V72H235L236 69L238 70L237 72H240V69L244 68V72H245L244 74H246V73H247L246 70L250 69L249 71H252V69L255 67V66H254V67H253V66H250L251 64L256 65L255 62H252L253 60H255V61L257 62V60H256L255 57H257V59H258V55L254 57L252 53H254V52L256 53L257 50L260 52L261 47L264 45V42H261V40H262L261 38H262V37H263V40H264V23H263V25H261L262 22H264V9H263V5H264V4H263V3H264L263 1H264V0H263V1H262V0H260V1L257 0V1H259V3L262 1V2H261V3L263 4V5L261 4V5H262V9H260L261 7L259 8V6H261V5L258 4L256 0H236V1H235V0H226L227 2L224 0L225 2L223 1V3H222ZM240 1H242V3H241ZM250 1H251V2H250ZM252 1H253V2H252ZM93 2H92V5H94ZM158 2H159V3H158ZM160 2H161V3H160ZM218 2H219V1H218ZM236 2H239L240 5H241V7H239V6H240L239 3H236ZM144 3H145V4H144ZM146 3H147V4H146ZM157 3H158V4H157ZM251 3L254 5V7L251 5ZM254 3H257V4H258V8H259L260 10H263V11H260V10H258V8H257V11H258V12H262V15H261L262 17H260V20H261V18H263L262 21L257 20V21H260V22H258V25H257L256 23L253 22V21H255L256 19H255V20H252V19H254V17L251 16L252 13H253V15L256 14L257 17H256V16H255V17L258 18V13H256L257 11H254L255 8H256L255 6H257V4L255 5ZM183 4H186V5H185V8H186L187 5H188L189 9H188V7H187L188 10H186V9L184 10V8H183L184 5H183ZM189 4H190L191 6L194 5V7H191ZM233 4H234V5H233ZM90 5H91V3H90ZM112 5H113V6H112ZM145 5H146V6H145ZM160 5H161V7L159 8ZM162 5H163V6H162ZM229 5H230V6H229ZM232 5H233V6H232ZM236 5H237L238 7H237ZM242 5H243V6H242ZM249 5H250V6H249ZM105 6H106V7H105ZM110 6H111V7H110ZM235 6H236V7H235ZM155 7H156V8H155ZM227 7H229V8H227ZM232 7H233V8H232ZM251 7H252V8H251ZM109 8H111V11H110V10L108 11ZM158 8H159L160 10H159ZM181 8H182L183 10H182ZM226 8H227V9H226ZM231 8H232V10H231ZM237 8L240 9V11L237 10ZM249 8H250L251 10H253V11H251ZM94 9H95V10H94ZM113 9H115V10H113ZM156 9H158V11H159L158 14H157ZM163 9H164V8H163ZM224 9H226V11H225ZM233 9H234V11H233ZM235 9H236V10H235ZM245 9H246V10H245ZM139 10H140V11H139ZM191 10H193V11H191ZM213 10H212V8H211V11H213ZM227 10H229V12H227ZM113 11H114V15L112 16L111 13H113ZM115 11H116V13H117V12H118V13L116 14ZM120 11H121V12H120ZM217 11H218V13H217ZM230 11H231V13H234V12H236V11H237L238 13H237V12L234 13V14H233V17H227V16H229V15L231 16ZM110 12H111V13H110ZM152 12H153V13H152ZM170 12H172V10H171ZM191 12H192V13H191ZM193 12H194V13H193ZM225 12H226V13H229V14L226 15ZM241 12H242V14H240ZM244 12H245V13H244ZM139 13H140L141 15H140ZM161 13L164 14V12H161ZM249 13H250V14H249ZM106 14H107V15L109 14V15L106 16ZM115 14L117 15L118 18H119V16L123 15V16H122L123 18L120 17V18H119L120 21H119L118 18H114ZM120 14H121V15H120ZM148 14H149V15L151 14V15L149 16ZM176 14H177V15H176ZM216 14H215L214 17H217ZM220 14H219V15H220ZM224 14H225V15H224ZM236 14H239L240 16L242 15V18L238 15V16L240 17V18H239ZM110 15H111V18H114V20L110 18ZM118 15H119V16H118ZM126 15H127V16H126ZM161 15H162V14H161ZM189 15H190V16H189ZM234 15H235V16H234ZM247 15H248V17L251 16L252 19H251L250 17H249V18L246 17ZM221 16H218V18H217V22H218V19H220L219 17H221ZM106 17H107L108 19H107ZM126 17H127V18H126ZM147 17H148V18H147ZM160 17H161V16H160ZM189 17H191V19H190ZM214 17H213V18H214ZM226 17H227V18H226ZM234 17H236V19H235L236 21H237V19H240L242 23L244 22V24H246V25L244 26V25L241 24V22L238 20V21H239L238 23H240V24H239L240 27H241V25H243L244 30H243V28L240 29V27H238V28H239V32H237V31H238V30H237L238 28H236V27L238 26V23H237V24H231V23H230V22H232V23L234 22V23H235V20H234V21H230L229 23L226 22V19H227V21H228V19L231 20L232 18L234 19ZM237 17H238V18H237ZM179 18H181V19H179ZM187 18H188L189 20H188ZM230 18H231V19H230ZM109 19H110V20H109ZM115 19H117L116 22H115ZM135 19H136V20H135ZM139 19H140V20H139ZM145 19H146V20H145ZM155 19H156V20H155ZM175 19H176V20L179 19V20H180L179 23H180V22H181V23H180V24H179V23H176L177 21H175ZM195 19H196V18H195ZM214 19H215V18H214ZM233 19H232V20H233ZM249 19H250V20H249ZM112 20H113V21H112ZM154 20H155V21H154ZM190 20H191V21H190ZM247 20H248V21H247ZM96 21H97V22H96ZM138 21H139V22H138ZM153 21H154V22H153ZM172 21H173V22H172ZM174 21H175V22H174ZM246 21H247V22H246ZM250 21H251V22H250ZM140 22H142L141 25H139ZM168 22H169V23H168ZM190 22H191V23H190ZM192 22H193V23L196 22V23L193 24ZM211 22H213V20H212ZM245 22H246V23H245ZM252 22L255 24V25L253 24V27L255 26L254 29L256 28V26H257V27H259L260 25H261V26H260L259 28H256V29H255V30L258 29L257 31L253 30L254 32H253V33H250V32H252L251 29H250V28L252 27V26H250V24H252ZM255 22H256V21H255ZM170 23H171V24H170ZM174 23H175V24H174ZM215 23H214V25H215ZM226 23H228V24H226ZM247 23H248V24H247ZM172 24H174V25H172ZM181 24H182V25H181ZM192 24H193V25H192ZM222 24H223V28H222ZM259 24H260V25H259ZM171 25H172V27H174V28H172ZM177 25H178V26H177ZM219 25H221V28H219ZM225 25H226V26H225ZM166 26H167V27H166ZM192 26H193V27H192ZM224 26H225V27H224ZM232 26H233V27H232ZM234 26H236V27H234ZM248 26H250V28H249ZM179 27H180V28H179ZM190 27H191L192 29H191ZM228 27H229V28H228ZM247 27H248V29H247ZM253 27H252V28H253ZM233 28H234V29H233ZM260 28H261L262 30H261ZM172 29H175V30H173V32H172ZM226 29H227V31H226ZM235 29H236V30H235ZM157 30H158V29H157ZM245 30H246V31H245ZM102 31H103V32H102ZM218 31H217V33H218ZM240 31H241V32H240ZM104 32H105L106 34H105ZM171 32H172V33H171ZM187 32H188V33H187ZM213 32H212V33H213ZM242 32H243V33H242ZM247 32L249 33V36H248V33H247ZM175 33H176V34H175ZM219 33H220V32H219ZM219 33H218V34H219ZM221 33H220V34H221ZM224 33H223V34H224ZM237 33H238V34H237ZM245 33H246V35H247L248 37L245 35ZM255 33H256V35H255ZM159 34H160V32H159ZM240 34H241V35H240ZM250 34H251L252 36H251ZM259 34H260V36H259ZM101 35H102V36H101ZM186 35H187V36H186ZM236 35H237L238 37H237ZM254 35H255V36H254ZM257 35L259 36V38L257 37ZM1 36H2V35L0 34V38L3 39V37H1ZM110 36H112V37H110ZM250 36H251V37H250ZM99 37H100V38H99ZM101 37H102V38H101ZM109 37H110V38H109ZM235 37L237 38V39H235L236 41L234 40ZM254 37L258 38V39H257L258 42H259V40H260V42L262 43V44H261V43H260V44H261L262 46L256 41V39H255ZM105 38H106V39H105ZM169 38H170V37H169ZM238 38H239V39H238ZM240 38L243 39V40H241ZM251 38H252V40H251ZM253 38H254L255 40H253ZM1 39H0V44H1V42H2V44H4V41L1 40ZM232 39H233L235 42H232V41H233ZM244 39H245V40H244ZM239 40H240V41H239ZM246 40H247V41H246ZM263 40H262V41H263ZM102 41H103V42H102ZM114 41H115V42H114ZM117 41H119V42H121V43H123V44H120V43L117 42ZM220 41H221V40H220ZM241 41H242V42H241ZM243 41H244V42H243ZM245 41H246V42H245ZM101 42H102V43H101ZM124 42H125L126 44H124ZM176 42H175V43H176ZM249 42H250V43H249ZM252 42H253V43H252ZM254 42H255V43L257 42L256 45H254V44H255ZM117 43H118V44H117ZM127 43H129V45H128ZM173 43H174V42H173ZM231 43H235L236 46L238 45V46H240V47H241V45H242V46L245 45V46L243 47V49L241 48L242 50L239 49V50H241L240 52H239V51L233 52V51L236 50V48H237L238 46L236 47L235 44H232V46H235V48L233 47V51H232V50H231V49H232V47H231ZM243 43H244V44H243ZM245 43H246V44H245ZM248 43H249V44H248ZM119 44H120V46H121V45H123V46H121V47H120V46H117V45H119ZM227 44H228L229 47L227 46ZM240 44H241V45H240ZM247 44H248V45H247ZM251 44H252V46L254 45L253 48H251ZM257 44H258V46H257ZM246 45H247V46H246ZM125 46H126V47H125ZM130 46H131V48H130ZM101 47H102V48H101ZM123 47H125V50H127V48H128V50H127V54H129V55H126V53L124 54L123 52H119V50H121V49H122L121 51H124V52H125V50L123 49ZM258 47H259V48H258ZM8 48H9V47H7V49H8ZM99 48H100V49H99ZM227 48H228V49H227ZM238 48H239V47H238ZM244 48H245V49H244ZM256 48H257V49H256ZM262 48H263V49H262L261 51H263V52H262L261 54H259V53H258V54H259L260 56H262V59H264V58H263V57H264V54H263V53H264V46H263ZM142 49H144V50H142ZM156 49H157V48H156ZM234 49H235V50H234ZM253 49H254V50H253ZM129 50H131V52H130ZM154 50H155V49H154ZM154 50H151V51L153 52ZM219 50H220V51H219ZM225 50H227V51H226V53L228 52L227 54H225ZM228 50H229V51H228ZM82 51H83V50H82ZM84 51L86 52V50H84ZM156 51H157V50H156ZM218 51H219V52H218ZM245 51H246V52H245ZM247 51H249V52H247ZM85 52H84V53L82 52L83 54L80 53V54H82L83 56L78 54V55H79V57H78V58H79L78 61H79V60L81 61V63H80V61H79V64H80L81 67L84 66L86 62H88L87 59L85 58V55H87V53L85 54ZM152 52H151V54H152ZM154 52H155V51H154ZM154 52H153V53H154ZM216 52H218V53H217L218 55L216 54ZM78 53H79V52H78ZM212 53H213V52H212ZM244 53H245V54H244ZM255 53H254V54H255ZM140 54H139V55H140ZM156 54H157V52L154 53V55H156ZM235 54H234V55H235ZM242 54H243V55H242ZM250 54H251V55H250ZM262 54H263V55H262ZM133 55H134V54H133ZM139 55H138V56H139ZM152 55H153V54H152ZM245 55H246V56H245ZM247 55H248V56L250 55L252 60L248 59V58H250V57H248ZM217 56H219V57H217ZM260 56H259V58H260ZM140 57H141V56H140ZM227 57H226V58H227ZM245 57H246V58H245ZM247 57H248V58H247ZM84 58H85V59H84ZM95 58H96V57H95ZM99 58H100V59H99ZM223 58H224V59H223ZM230 58H231V60H230ZM236 58H237V59H236ZM238 58H239V60H238ZM244 58H245V59H244ZM118 59H119V60H118ZM137 59H138V60H137ZM166 59H167V58H166ZM241 59H244V60H241ZM262 59L260 58V59H258V60L262 61ZM83 60H84V61H83ZM116 60H117V61H116ZM146 60H147V59H146ZM235 60H236V61H235ZM245 60H246V61L248 60V61H250V62H249V63H248V61L245 62ZM82 61H83V63H82ZM85 61H86V62H85ZM93 61H94V60H93ZM93 61H92V62H93ZM130 61H131L132 64H130ZM137 61H138V62H137ZM165 61H166V60H165ZM167 61H168V60H167ZM207 61H209V60H207ZM260 61H259V62H260ZM92 62L90 63V65H93ZM115 62H116V63H115ZM136 62H137V63H136ZM210 62H209V64H210ZM241 62H242V64L245 63V64H243L244 66H243L242 64H240ZM257 63H258V62H257ZM261 63H262V64L259 65V66H262L263 69H261V67L259 68L258 65H256L257 68H258V70L261 69V71H262V72H261V71L258 72V73H259V76H258V77H260V78H261L260 73H261V75H262V73H263V75H264V60H263V62H261ZM88 64H89V63H88ZM115 64H116V65H115ZM125 64H126V65H125ZM128 64L131 65V67H132L131 69H130V66H129ZM141 64H143V65L140 67ZM206 64H207V63H206ZM233 64H234V65H233ZM235 64H237V65H235ZM238 64H239V66H238ZM248 64H249V65H248ZM103 65H104V66H103ZM105 65H106L107 67H105ZM133 65H134V64H133ZM212 65L215 67L214 64H210V66H212ZM221 65H219V66L221 67ZM246 65H247V66H246ZM95 66H96V67L98 66V68L101 66V68H103V69L99 68L100 71H101V70H102V71H103V70L105 71V69H108V68H109L108 70H111V72L109 71V73H108V72H107L108 70H107V71H106L107 74H106L105 72H102V71H101V74H100L99 71L97 70L98 68L95 69ZM128 66H129V69H128ZM136 66H137V65H136ZM149 66H150V65H149ZM213 66H212V69H211V67H210V69L208 70V68H207V67H209V65H208V66L206 67V68H207L206 70H208L209 72H210V70H211V72H212V71H213V68H214ZM224 66L221 67L222 69H221L220 67H218V69H217V67H215V69H216V73H217V74H220V73H222L221 71L225 72L226 70H228V69H226ZM234 66H235V67H234ZM241 66H243V67H241ZM249 66H250V67H249ZM91 67H93V68H91ZM122 67H123V68H122ZM124 67H126L127 69L124 68ZM233 67L236 68V69H234ZM251 67H252V68H251ZM134 68H135V67H134ZM137 68H138V67H136V69H137ZM148 68H149V67H148ZM223 68L226 69V70H223ZM93 69H95L97 72H96L95 70H93ZM124 69H125V71H124ZM136 69H135V72H137ZM141 69H142V68H141ZM219 69H221V71H219ZM254 69H255V68H254ZM254 69H253V70H254ZM33 70H35V68H34ZM33 70H30V71H28V72L31 73ZM137 70L140 71L139 69H137ZM217 70H218L220 73H218ZM141 71H142V70H141ZM208 71H205V73H208ZM241 71H243V69H242ZM249 71H248V72H249ZM254 71H255V73H254L253 71H252V72H253L254 74H256V73H257V69H255ZM124 72H125L126 75H127V76L125 75V78L122 77V76H124L123 74H125ZM130 72H131V71H130ZM211 72H210V73H211ZM214 72H215V70L213 71V73H214ZM234 72L232 71V73H230V75H231V74H232L233 76H234V74L237 75V74H236L237 72H235V73H234ZM252 72H249V73H252ZM94 73L91 74V75H93L92 78H90V77H91L90 74H88V75L90 76V77H89V76H88V77H89L90 79H93V78L95 77ZM103 73H104V74H103ZM113 73H115V74L113 75ZM150 73H151V74H150ZM152 73L155 74L154 77H152V76H153ZM203 73H204V72H203ZM203 73H202V74H203ZM213 73H212V75L210 74V76H212L213 78H214V77L216 78L217 74H216V73L213 74ZM249 73H248V74H249ZM258 73H257V74H258ZM134 74H135V73H133V76H134ZM136 74H135V75H136ZM149 74H150V75H149ZM208 74H209V73H208ZM208 74H207V75H208ZM215 74H216V75H215ZM226 74H227V71H226V73H223V75H226ZM228 74H229V73H228ZM240 74H241V73H240ZM242 74H243V73H242ZM257 74H256V75H257ZM101 75H102V76H101ZM109 75H110V76H109ZM156 75H157V76H156ZM207 75L205 74L204 77L207 78L206 81H209V82H205V81H204L205 84H202V83H201V85H203V87H204V90H202V92H200V95H201V93H202V95H201L202 98H203V97L205 98V95H206V93H207V92L205 91V89L207 88L206 90L210 92V90H212V88L215 87V86L217 85V84H216V85H211V83L215 84L216 82H220L219 80H223V81H221L220 84H218V85H220L221 88H222V86H223V87L225 86V87H224L225 89H226V88H227V89H230L229 86H231L232 88H231V90H227V91L223 88L222 90L219 89V90H220V91H219V90H217V88L215 87V89H213L212 92H214V90H215L216 93H219V94H216V95H215V92L213 93V95L211 94V95H210V98L214 97V98H212V99H216V98H219V97H220V98H226V96H227V98H228V96H230L229 99H231V98L233 97V98L239 100V98L241 97V95H242V94L244 95V94L247 92L248 89L251 90V91H253V90H255L256 88H259V86H260V87H263L262 84H264V83H262V80L260 81V80L257 79V78H251V79H257V80L260 81V82H257V80H251V79L248 77V75H243L244 77H242V78H238V79H241V81H242L243 83H242L241 81H239L238 79H234L235 82H234V80L231 81V80L228 79L229 81H231V83L233 82L232 84H230L229 81L227 80V78H226L227 75H226V77H224V76L220 77V79H218V80H216V81H215V78L213 79L212 77H209V76L207 77ZM213 75H214V76H213ZM220 75H221V74H220ZM220 75H219V76H220ZM230 75H229V76H230ZM238 75H239V74H238ZM114 76H115V77H114ZM117 76H118V77L121 76L122 78L120 77L121 79H120V78L117 79V84H116V86L114 85V87H115V88L117 87V88H116V89L114 88L115 91H113V90H112V89H113V83H114V81H115V83H116V77H117ZM128 76H130V77H129L130 80H128V78H126V77H128ZM241 76H242V75H241ZM246 76H247V78H246ZM249 76H250V74H249ZM113 77L115 78L114 80H113ZM155 77H157V78H155ZM217 77H218V76H217ZM223 77H224V78H223ZM263 77H264V76H262V78H263ZM142 78H143V79H142ZM208 78H209V79L212 78V79H213V82H212V79H211V82H210V80H208ZM221 78H223V79H221ZM225 78H226V80H225ZM229 78H230V77H229ZM244 78H245L246 80H245ZM248 78L250 79V83H248V82H249V80H247ZM147 79H148V82H149V84H148L149 86L147 85L148 82H145V80L147 81ZM151 79H152V80H151ZM154 79H156V80L154 81ZM157 79H158V81H157ZM201 79H204V78H201ZM216 79H217V78H216ZM230 79H231V78H230ZM242 79H244L245 81H243ZM143 80H144V81H143ZM204 80H205V79H204ZM224 80H225V81H224ZM237 80H238L239 83L236 82ZM118 81H119V83H118ZM129 81H130V83H129ZM135 81H136V83H134ZM160 81H161V80H160ZM202 81H203V80H200V82H202ZM214 81H215V82H214ZM226 81H228V82H226ZM263 81H264V78H263ZM42 82H43V80H42L41 78H36V83H37V84L34 83V84H33V85H34L33 87H36V86L40 87L41 84L38 85V83H42ZM100 82H101V83H100ZM223 82H225L224 85L222 84ZM244 82H245V84H244ZM255 82H256L257 84H256ZM115 83H114V84H115ZM132 83H133V84H132ZM150 83H151V84H150ZM157 83H156V84H157ZM208 83H209L211 86H213V87L210 88V85H209ZM226 83H228L229 85H227ZM240 83H241L242 86H240ZM251 83H252V84H251ZM258 83H259L260 85H259ZM118 84H120V85H118ZM145 84H146V85H145ZM206 84H208L207 87H205ZM235 84H236V85H235ZM255 84H256V85H255ZM35 85H36V86H35ZM42 85H43V84H42ZM103 85H104V87H103ZM109 85H110V87L112 86V88H110ZM154 85H155V84H154ZM232 85H233V86H232ZM257 85H258V86H257ZM261 85H262V86H261ZM92 86H93V85H92ZM119 86H120V87H119ZM121 86H122V88H121ZM134 86H135V87H134ZM226 86H227V87H226ZM253 86H255V87H253ZM130 87H129V88H130ZM147 87H148V88H147ZM200 87L203 89L202 86H200ZM208 87H209L210 90H208ZM217 87H218V86H217ZM220 87H219V88H220ZM240 87H242V88H240ZM105 88H106V89H105ZM108 88H109L111 91H110V90H107ZM124 88H128V87H124ZM129 88H128V89H129ZM243 88H245V90H243ZM252 88H253V90H252ZM131 89H132V88H131ZM131 89H130L129 91H131V92L133 93V91H132ZM148 89H149V90H148ZM147 90H148V91H147ZM150 90L153 91V93H149ZM159 90H160V91H159ZM223 90L226 92V94H221V95H220L221 91H223ZM232 90H233L234 93L231 94ZM249 90H248V93L251 92V91H249ZM144 91H146V92H144ZM151 91H150V92H151ZM155 91H156V90H155ZM203 91H205L206 93L203 92ZM218 91H219V92H218ZM224 91H223V93H225ZM228 91H229V92H228ZM230 91H231V92H230ZM235 91H236V93H235ZM244 91H246V92H244ZM103 92H102L101 95H103ZM131 92H130V93H131ZM209 92L207 93L208 96H209V94H210ZM212 92H211V93H212ZM227 92H228V93H227ZM237 92H238V94H237ZM239 92H241V93H240L241 95L239 94ZM242 92H243V93H242ZM132 93H131V94H132ZM154 93H155V94H154ZM105 94H104V95H105ZM117 94H118V93H117ZM152 94H153V95H152ZM159 94H160V95H159ZM204 94H205V95H204ZM229 94H231V95H229ZM233 94H236V96L234 97ZM119 95H120V94H118V96H117L116 99H119ZM134 95L137 96L138 94H133V96H134ZM148 95H149V96H148ZM198 95H199V94H198ZM207 95H206V98H207ZM214 95H215V96H214ZM217 95H218V96H217ZM225 95H226V96H225ZM232 95H233V96H232ZM243 95H242V97H243ZM128 96H129V95H128ZM152 96H153V97H152ZM155 96H156V97H155ZM158 96H159V97H158ZM181 96L183 97L184 95H180V96H179L180 100H181V98H182ZM216 96H217V97H216ZM231 96H232V97H231ZM238 96H239V97H238ZM10 97H11V98H10L9 100H11V99L13 100V102H12V100H11V102H12L11 104H13V105L16 104V105H15L16 107H15V106H14V107H15V109L18 108V104H17L15 98H13L12 95H10ZM137 97H138V96H137ZM236 97H237V98H236ZM242 97H241V98H242ZM122 98H124V99L122 100ZM122 98H121V102H122V101H123V102L126 101V98H125V97H122ZM129 98H130V97H129ZM134 98H135V100H137L136 97H134ZM138 98H139V97H138ZM179 98H178V99H179ZM204 98H203V99H204ZM241 98H240V99H241ZM139 99H140V98H139ZM154 99H153L152 101H150V103H151V102H154ZM188 99H190V97H189ZM14 100H15V103H14ZM113 100H115V98H114ZM180 100H179V101H180ZM182 100H184V102H183ZM182 100L180 101V102H181L180 104H179V102L177 101V103H178L180 106H181L183 103L185 104V97H183ZM208 100H209V98H207V101H208ZM241 100H242V99H241ZM116 101H118V100H116ZM119 101H120V100H119ZM137 101H139V100H137ZM144 101L147 102V99H145ZM164 101H165V100H164ZM204 101H205V100H204ZM114 102H115V101H114ZM135 102H136V101H135ZM156 102H159V100H158V101L156 100L154 104H156ZM182 102H183V103H182ZM202 102H203V100H202ZM115 103H119V102H115ZM137 103H139V102H137ZM148 103H149V102H148ZM160 103L163 104V103H164L163 100H160V102H159L157 105H158V106L161 105ZM177 103H175V105H176V109L179 111V109L177 108V107H178V104H177ZM203 103H206V101L203 102ZM144 104H145V103H143L142 105H144ZM152 104H153V103H152ZM152 104H150V105H152ZM154 104H153V105H154ZM146 105H147V104H145L144 106H146ZM153 105H152V108H151V106H146V107H150V108L152 109V111H153V115H154V111H155L156 107H157L158 109H159V107L156 106V105H155V106H153ZM180 106H179V107H180ZM182 106H183V110H184V106H185V105H182ZM153 107H154V108H153ZM21 108H22V107H21ZM160 108H161V107H160ZM173 108H175V106H174ZM173 108H171V109H173ZM153 109H154V110H153ZM180 109H181V108H180ZM262 109H263V108H262ZM262 109H261V111L264 110V109H263V110H262ZM258 110H259V109H258ZM169 111H170V110H169ZM169 111L167 110V112H169ZM181 111H182V110H181ZM248 111L250 112L251 109H246V113H247V115H248V113H249ZM165 112H166V111H165ZM167 112H166V115H167ZM170 112H171V111H170ZM170 112H169L168 114H171V113H172V114L170 115V116H172V115H173V110H172L171 113H170ZM182 112H184V111H182ZM256 112H258V111H256ZM259 112H260V111H259ZM259 112H258V113H259ZM155 113L158 114V111H155ZM162 113H163V112H161V114H162ZM184 113H186V112H184ZM243 113H245V110H244ZM246 113H245V114H242V116L244 117V116L246 115ZM156 114H155V116H157ZM161 114H158V117H160V118H159L160 121H159L158 123H159V124H162V125L165 124V123H162V122H164V121H161V120H163V119H162L163 117L166 118L165 120H167V122H169V121H168L169 118H168L165 114H164V116L161 115ZM259 114H261V113H259ZM29 115L33 116V115L30 114V113H29ZM153 115H152V116H153ZM159 115H160V116H159ZM257 115H258V114H257ZM262 115H263V117H262ZM262 115H261V117H260V119L262 118L261 120H260L259 118H257V119H259V120H258V123L260 122V124H262V122H264V112H262ZM155 116H154V117H155ZM161 116H162V118H161ZM165 116H166V117H165ZM168 116H169V115H168ZM170 116H169V117H170ZM174 116H176V115H174ZM185 117H186V115H185ZM185 117H184V118H185ZM258 117H259V116H258ZM170 118H171V117H170ZM173 118H174V117H173ZM173 118H171V119L173 120ZM175 118H176V117H175ZM175 118H174V119H175ZM187 118H189V117H186V118H185V120H186L185 123H187V124H188V122L191 123L192 120H189V119H191V118H189L188 120H187ZM245 118H248V119H249V116H248V117L245 116ZM34 119H35V118H34ZM36 119H37V118H36ZM38 119H39V118H38ZM171 119H170V120H171ZM192 119H193V118H192ZM175 120H176V119H175ZM185 120H184V121H185ZM194 120H195V119H193V122H194ZM184 121H182V123L185 125ZM256 121H257V120H256ZM160 122H161V123H160ZM198 122H199V121H198ZM158 123H157V124H158ZM174 123H175V122H174ZM194 123H197V121L194 122ZM194 123H193V124H190V125H191L192 127L195 126V125H197V124H194ZM199 123H200V122H199ZM258 123L256 124V125H258V126L255 125V127H256L257 129H258V128H260V129H264V123L262 124V126L259 125ZM157 124H156V126L162 128V126H159V125H157ZM169 124H170V122H169ZM171 124H173V123H171ZM171 124H170V127L173 126V125H171ZM125 125H126V124H125ZM125 125H121V124H119V125H116L115 127L120 128V126H123L122 128L124 129V126H125ZM129 125H130L131 127L133 126V128H134V129L131 128V130L134 131V130L137 129V128L135 127V126H137V125H133L132 123H131V124L129 123ZM129 125H128V124L126 125V126L129 127L128 129H130V126H129ZM167 125H168V124H166V126H167ZM198 125H199V124H198ZM198 125H197V126H198ZM138 126H139V125H138ZM138 126H137V127H138ZM174 126H175V125H174ZM185 126H186V125H185ZM188 126H189V125H188ZM197 126L195 127V129L197 128ZM115 127H114V128H115ZM158 127H157V129H158L157 131L167 130L168 133H171V132H172V129L174 128V127H173V128H168V127H165V126H164L165 128H164L163 130H161V129L158 128ZM118 128H117V132L120 131L119 133H121V134H122V133H125V134L129 133V132H127V131H128L127 127H126V130H125L126 132H124V130H123L122 128H120V130H118ZM186 128H187V127H186ZM189 128L192 129V130H194L193 132H196V131H197V133H198V131H199V129H198L199 127L197 128L198 130H196V131H195L194 128H191V127H189ZM251 128H252L251 131L249 130L248 133L253 132L252 130H254V129H253L254 127H251ZM256 128H255V129H256ZM4 129H6V128H4ZM8 129H10V128H8ZM8 129H7V131H8ZM115 129H116V128H115ZM139 129H141V128H140V127L138 128V131H137V132H138V135H139V136H137L136 139L139 140V141H141V142H143L144 139H145L146 142H144V144L147 145V143H148L147 141H148V140H146V138H147L148 136H147L146 138L144 137V136H146V135H144L143 137H140L141 134H140L139 131H141V130H139ZM190 129L187 128L186 131H187V130L189 131ZM0 130H1V129H0ZM10 130H12V129H10ZM131 130H129V131L131 132ZM170 130H171V131H170ZM246 130H247V129H246ZM246 130L244 129V131H246ZM2 131L4 132V131H6V130H3V129H2ZM7 131H6L5 135H6L7 133H9V131H8V132H7ZM133 131H132L131 133H129L128 135H129V136H132L133 139H134V138H135V135H136V133H135L136 131H134V133H135L134 135L132 134ZM167 131H166V132H167ZM183 131H184V130H183ZM164 132H165V131H164ZM119 133H118V135H120ZM141 133H143V132L141 131ZM197 133H194L195 137H196L197 135H199V136L201 135V134H199L200 132H199L198 134H197ZM248 133H246V134L248 135ZM10 134H11V137H12V135H13V130H12L11 133H9V135H8V134L6 135V136H8L7 138H10ZM130 134H132V135H130ZM163 134H166V133H163ZM196 134H197V135H196ZM246 134H244L245 136L242 135V138L244 137V141L247 143V142H248L247 139H248L249 135L246 136ZM167 135H168V134H167ZM167 135H164V136L167 137ZM171 135H172V133H171ZM13 136H14V135H13ZM139 137H140V138H139ZM168 137H170V136H168ZM168 137H167V138H168ZM245 137H246V139H245ZM97 138H98L99 142H101V140H100L101 137H97ZM143 138H144V139H143ZM148 138H149V137H148ZM197 138H198V137H196V139H197ZM200 138H201V137H200ZM131 139H132V138H131ZM133 139H132V140H133ZM136 139H135V141L133 140V142H135V144H136V143L139 144V141H136ZM149 139H150V138H149ZM168 139H169V138H168ZM198 139H199V138H198ZM198 139H197V140H198ZM215 140H216L215 138L213 139V141L211 140L212 142L209 141V140H207L208 143H205L206 145H204V144L201 145V146L204 145L203 148H202L200 145H199V146H198V145H197V146L195 145L196 147H195V146H191V147H193V148H191V149H192V150H191L189 147H188V148H189V149H188L187 146H184L185 148L182 147V148H184V150H183L184 153H183L182 150H181L182 148L180 149L182 154L180 153L181 156H179V157H180V160H181V159L183 160V162H181V163H183V164L185 165V164H188V161H189V163H190V161H193V163H194L195 165H196L197 163H198V165H200V167H199L198 165H196L195 168H193L195 171H193V169L186 170V174H185V176H183V180H184L186 183H185V185L181 183L182 186H183V185L185 186V190H184V189H183L184 191L182 190L184 193H185V192L188 193V191H189V189H190V185H192L193 183H196L195 185L193 184V185L196 186V187L199 186V183H200V185H201V183H202V181H203V179H202L203 176H201L202 173H203V171H207V170H208V171H212L213 168H217V167H215V166H216L215 163H214L215 165L213 164V165H214L213 167L211 166V167H212L211 169H210V165H209V164H211V163L213 162V160H216V159H214V158H215V155H214V154H215V153L218 154V152H216V150H218V145H216L217 140H216V141H215ZM168 141H169V140H168ZM242 141H243V139H242ZM131 142H132V141H131ZM133 142H132V143H133ZM141 142H140V145L142 144V145L144 146V144L141 143ZM214 142H215V143H214ZM245 142H242V143L245 144ZM149 143H150V142H149ZM198 143H199V142H198ZM211 143H212V144H211ZM150 144H151V143H150ZM150 144H149V145H150ZM196 144H197V143H196ZM214 144H215V145H214ZM247 144H248V143H247ZM247 144H245V147H244V145H241V146L244 147L245 150L243 149V147H242V148L240 147V148L243 149L245 152L248 153L247 150H248L249 148H248L247 146H249V145H247ZM132 145H133V144H132ZM132 145H130V147H131ZM142 145H141V148L145 149V148H144L145 146L142 147ZM156 145H157V146L151 148V155H154V156H155V155L158 153L157 151H158V145H159V144H156ZM210 145H211V146H210ZM207 146H208V147H207ZM204 147H205V148H204ZM246 147H247V148H246ZM194 148H196V149H194ZM214 148H215V149H214ZM240 148H239V149H240ZM263 148H264V146H263ZM193 149H194V150H193ZM202 149H203V150H202ZM241 149H240V150H241ZM214 150H215V151H214ZM252 150H253V149H250L249 151L252 152ZM190 151H191V152H190ZM193 151H194V152H193ZM153 152H154V153H153ZM72 153H73V152H72ZM155 153H156V154H155ZM212 153H214V154H212ZM23 154L25 155L26 153H23ZM197 154H198V155H197ZM204 154H205V155H204ZM67 155H70V153L67 154ZM212 155H213V156H212ZM29 156H30V154L28 155V158H29ZM202 157H203V158H202ZM204 157H205V158L207 157V158H209V159H210L211 157H212V158H211L210 161L207 160V158H206V159L204 160V164H202V163H203L202 161H203ZM236 158H238V157H235V158L233 157V158H231V161L229 160L231 163L229 162L230 164H228V168H227L228 171H231L230 168H234V167H236L235 169H237V165H238V167H239V159H236ZM212 159H213V160H212ZM235 159H236V160H235ZM206 160L209 162V163H207V164L209 165V169H210V170L207 169V168H208V165H206V162H207ZM233 160H234V161H233ZM237 160H238V161H237ZM195 161H196V163H195ZM235 161H236V162H235ZM186 162H187V163H186ZM200 162H202V163L199 164ZM214 162H215V161H214ZM251 162H253V161H251ZM258 163H259V164H255V166H254V163H250V162H249V164H252V165H246V167H247V168H248V167L250 168V170H247V171H249V172L252 171L251 169H253V168H251V167H253V166L255 167V169H253L252 172H253V174H255L256 176L253 175V178H252V180L250 181V182H251L250 184L253 183L252 186H254V184H255L254 187L257 188V186H258L259 189H260V187H262V188L260 189L259 194L261 193V197H260L261 199H260V201H262L263 204H262V203L259 204V205H260L259 207H260V208H264V192H262V191H264V162H262V163L258 162ZM184 165H183V166H184ZM203 165H204V166H203ZM205 165H206V166H205ZM231 165H232V166H231ZM186 166H187V165H186ZM256 166H257V167H256ZM244 167H245V166H244ZM246 167H245V168H246ZM184 168H185V167H184ZM247 168H246V169H247ZM249 168H248V169H249ZM185 169H187V168H185ZM235 169H234V170H235ZM196 170H197V171H196ZM232 170H233V169H232ZM254 170H256V172H255ZM190 171H191V172H190ZM259 171H261V172H259ZM188 172H189L190 174H189ZM254 172H255V173H254ZM257 172H259L260 174L257 173ZM69 173H70V176L68 177V181L66 180V182L68 183V182L71 181L72 184H73V183H76V178H77L76 175H75V174L73 175V172H71V171H70ZM193 173H194V174H193ZM256 173H257V174H256ZM187 174H189V175L187 176ZM258 174H259L260 176H258ZM186 176H187V177H186ZM189 176H190V177H189ZM200 176H201V177H200ZM214 176H215V177H214ZM216 176H217V175H213V176H211V177L213 178V179H212V182H215V183L213 184V185H214V188H210V187L213 186V185H210L209 188H208L209 185L207 186V192L210 191L209 194H210V198H211L212 202H211L210 198L207 197V198H206L207 200H205V199L202 200V199H201V202H200V200H196V202L199 203V204H197L196 202L193 201L192 206H194V208H195V206H196L197 209H198V207H200V206H201V207L204 206V208H201V207H200V208L198 209V210H200V211H201V210L203 211V212L200 213V215H205L204 212H205L206 210H211V211H213L211 214H214V216H215L218 220L220 219V221H221L222 218H223V220H222L223 223H222V222H221V223L223 224L222 227L224 226L225 229L222 228V230H223V231L225 230V231H226V234H224V233H225V232H224V233L222 234V237L220 238L221 235H219V237H218L217 234H215V233L213 232V234L215 235V236H214V235L212 234V231H214V230H213L214 228L209 229L211 226H209V228H208L207 226H206V228H203V227H205V224H203V226H202V225H199V224H197V223H195V224H194V223H191V221H188V220H187L188 222H187V225H186L187 228H189V230H190L191 228H193V227H194V228H193L194 230H195V229L198 230V229L201 228V229L204 230V231L201 230V231H203L204 233L207 232V231H209L207 234H208L209 237H210V236H211V237L213 236L212 238L210 237L212 240H217V239L219 240V241H218V240H217V241H213V242H215V243H213V245L216 244V243L218 244V243L220 242L218 245H215L216 247H217V246L219 247V245L221 244L220 247H219L220 249H217L216 247H215V248L217 249L216 252L221 253V254H223L222 252L225 253V255H224V254L221 255V256H220V254L218 255V257L220 256V259L222 260V261H221L222 264H224V263H225V264H262V263H264L263 260H262L263 262L261 261L262 263L260 262L261 258H263V257L260 258V256H261L262 254H264V229H262V228H264V227H262L261 230H259V233L262 234L261 236H260V235H259V236H257V235L255 236V232H254V230H256V229L247 228L248 223H249V220H248L247 218H249V216H250L249 214L252 212V211H251V210H252L251 208L255 206V204L253 203L254 200L250 197L247 188H246L244 185H242L241 183H238V182H237L238 184H237L236 182H235V183H234V182L231 183V182H229L230 180H226L228 177H224V178H222V176H217L218 178L220 177V178H219L220 180H219ZM184 177H186V179H185ZM194 178H195L197 181L194 180ZM214 178H215L216 180H214ZM192 179H193V180H192ZM199 179H200L201 181H200ZM228 179H229V178H228ZM257 179H258V180H257ZM213 180H214V181H213ZM189 181H190V182H189ZM216 181H217V182H216ZM221 181H222V182H221ZM237 181L240 182V179L237 180ZM192 182H193V183H192ZM220 182H221V184H220ZM223 182H224V183H223ZM45 183H46V182H45ZM45 183H44V185H45ZM47 183H48V182H47ZM47 183H46V185H45L46 189L48 188L47 186H49V184H47ZM190 183H191V184H190ZM216 183H217V184L219 183V184L217 185ZM197 184H198V185H197ZM202 184H203V183H202ZM240 184H241V185H240ZM193 185H192V186H193ZM206 185H207V184H206ZM206 185H205V186H206ZM219 185H220V186H219ZM256 185H257V186H256ZM184 186H183V187H184ZM221 186H222V187H221ZM219 187H220L221 189H220ZM186 188H187V189H186ZM194 188H195V187H194ZM210 189H211V190L213 189V191H211ZM218 189H219V190H218ZM243 189H244V190L246 189L247 191H244ZM257 189H258V188H257ZM259 189H258V190H259ZM262 189H263V190H262ZM44 190H45V189H44ZM133 190H134V189H132V194H134L135 191H136V190H134V191H133ZM220 190L223 191L222 193H223L224 195L221 193ZM261 190H262V191H261ZM217 191H218L219 193H218ZM67 192H69V193H66V192H63V193L66 194V195L69 194V198H70L73 202H75V198H73V199L71 198V197H72V195H70V194H71V191L67 190ZM183 192H182V193H183ZM211 192H212V193H211ZM214 192H216L217 194H215ZM257 192H258V191H257ZM40 193L42 194L43 192L39 191L38 194H36V198H37V200H38V199H39V200L41 199V197H40ZM180 193H181V192H180ZM72 194H73V193H72ZM90 194H92V195H91V197H89V201H88V198H87V201H88V202H90V201H94V199H95V197H93V196H94V195H93L94 192H93V193H90ZM209 194H208V195H209ZM212 194H213V195L215 194L216 196H215V195L213 196ZM218 194H219V195H218ZM38 195H39V196H38ZM191 195L193 196V194H191ZM58 196H59V195H56V196L53 195V199H54V197H55V198H56L55 200H58V199H59ZM67 196H68V195H67ZM89 196H90V195H89ZM211 196L213 197V199H212ZM218 196H219V197H218ZM39 197H40V198H39ZM73 197H75V196H73ZM42 198H43V197H42ZM69 198H67V199L70 201ZM93 198H94V199H93ZM225 198H226V199H225ZM250 198H251V200H250ZM44 199H45V198H44ZM48 199H49V198H48ZM51 199H52V198H50L49 200H46V199H45V200H41L40 202L45 201V202H43V203H46V204L49 203L48 205H50V206H52L53 203H54L55 208H58V209L60 208V210H61V207H62V205H61V204H62V203H61V200L59 199L60 202H59V200H58V201H56V202H57V203H56V202H53V201H55V200L52 199V200H53V201H52ZM67 199H66V200H67ZM90 199H91V200H90ZM92 199H93V200H92ZM134 199H135V200H134ZM137 199H138V198H135V197L133 198V200H134L135 202H137V204H135L134 201L132 200V201H133V202H132V203H133V209H134V206H135V205H138V204H139V205H138L137 209H138L139 207H140V208L143 207V203L140 201V199H138V200H137ZM208 199H209V200H208ZM39 200H38V201H39ZM50 200H51L52 202H51ZM62 200H64V199H62ZM76 200H79L78 197L76 198ZM97 200H98V201H97ZM97 200L94 201V202H96V204L99 203V204H98V205H99V208H98V207H97V208L95 207V208H96V210L98 209L99 212H100V210H101L100 214L103 215V214H104V213H103L104 210H103V208L100 209V207H102V206H100V204H101L103 201H102L101 199H97ZM219 200H220V201H219ZM49 201H50V202H49ZM72 201L69 202L70 205L73 204ZM203 201H205V202H203ZM206 201H207V202L209 201V203H206ZM225 201H226V202H225ZM228 201H229V202H228ZM236 201H238V203H237ZM244 201H245V202H244ZM251 201H252V202H251ZM58 202L61 203V204H60L61 207L58 205V204H59ZM62 202H63V201H62ZM94 202H93V204H95ZM97 202H98V203H97ZM140 202H141V203H140ZM202 202H203L204 204H203ZM240 202H241V203H240ZM243 202H244V203H243ZM65 203H66V202H65ZM69 203H66L67 206H69ZM71 203H72V204H71ZM75 203H76V202H75ZM75 203L73 204V206L66 207V208H65V207L62 208L63 210H64V209L66 210V212H64V213H63V210H61L62 213H63V214L66 213L67 216H72V217H73L74 214H75V216H76L77 214H81L82 212H81V213H78L79 211H78V212H76V210L73 211L74 209H72L73 213L69 211V210H71V208H75ZM153 203H154V202H153ZM153 203H152V205H154ZM157 203L160 204V202H157V201H156L155 204L158 205ZM214 203H215V204H214ZM233 203H234V204H233ZM56 204L58 205V207H57ZM66 204H64V205H66ZM93 204H90V205L93 206ZM96 204H95V205H96ZM134 204H135V205H134ZM200 204H201V205H200ZM202 204H203V205H202ZM216 204H217V205H216ZM221 204H223V205L220 206ZM224 204H225V205H224ZM230 204H232L233 206L230 205ZM236 204H237V205H236ZM54 205H53V206H54ZM95 205H94V206H95ZM101 205H102V204H101ZM152 205H151V207H153ZM156 205H155V207H156ZM169 205L172 206V204H169ZM197 205H198V207H197ZM238 205H239V208H238ZM241 205H243V206H241ZM261 205H263V207H262ZM84 206H85V205H84ZM84 206H83V208H84V210H85V208H86L87 206H85V207H84ZM158 206L161 207V206H163V205L160 204V205H158ZM158 206H157L156 208H159ZM166 206H167V205H166ZM170 206H168V207H169L170 209H172L173 206H172V207H170ZM210 206H211V207H210ZM215 206L217 207V209H215V208H216ZM225 206H226V208H225ZM230 206H231V207H230ZM245 206H246V207H245ZM163 207H164V206H163ZM163 207H162V208H163ZM219 207H220L221 209H219ZM222 207H224L223 211H222ZM236 207H237V208H236ZM240 207H241V208H240ZM247 207H249V208H247ZM53 208H54V207H53ZM83 208H82V209H83ZM169 208L166 207L165 209H162L163 212H161V209H160V212H157V210H156V212L159 213V214H157V213L155 214V212L152 211V210H154L155 208H154V209L151 208V209H152L151 211L153 212V214H152V212H151V214L153 215V217H152V215H150V216H151L152 218H154V219H155V217H156V218H159L158 220H157V219H155V220H157L158 223H160V222H161L160 220H164L165 217H166L167 219L170 217V212H169L170 209H169ZM135 209H136V207H135ZM137 209H136L135 211H137ZM168 209H169V210H168ZM238 209H239V210H238ZM250 209H251V210H250ZM67 210L69 211V213H68L69 215L67 214ZM138 210H139V209H138ZM158 210H159V209H158ZM224 210H225V211H224ZM248 210H249V212H248ZM94 211H95V210H94ZM167 211H168V212H167ZM218 211H219V212H218ZM230 211H231V212H230ZM233 211H235V212H233ZM246 211H247V212H246ZM59 212H60V211H59ZM74 212H75V213H74ZM95 212H96V213H95ZM95 212H93V213H94L93 218L91 217V220H92V221H94L93 219L99 215V213H98L97 211H95ZM220 212H222V213L219 214ZM225 212H226V213H225ZM229 212H230V214L233 212V216H234V218H235V216H236V218L234 219L231 215H229ZM76 213H77V214H76ZM97 213H98V214H97ZM102 213H103V214H102ZM165 213H169V215H165V217H164V214H165ZM172 213H173V212H172ZM202 213H203V214H202ZM248 213H249V214H248ZM72 214H73V215H72ZM106 214L108 215V212H106ZM106 214H105V215H106ZM234 214H236V215H234ZM243 214H244L245 216H244ZM95 215H97V216H95ZM101 215H99L98 218H101ZM107 215H106V216L103 215L102 218L107 217ZM156 215H157V216H156ZM179 215H180V214H179ZM183 215H184V214H183ZM183 215H181L182 218H183ZM225 215H227V218L225 217ZM218 216H219V218H218ZM230 216H231L232 218H231ZM162 217H163V218H162ZM176 217H177V216H176ZM181 217L179 216L180 220H179V218H177L179 222H183V221H185V220L187 219V218L184 217V220L182 221V218H181ZM221 217H222V218H221ZM75 218H76V219H75ZM78 218H79V217H74V222H75V221H78V220L80 221V219H78ZM161 218H162V219H161ZM225 218H226V219H225ZM237 218H238V219H237ZM105 219H106V222H105V220L103 219V220H104L103 223H107V224H104V226H102V227H101V225H102L103 223L101 224L100 222H98V223H100L101 225L98 224V223L96 222V219H95V222H92V221H91V223H94V224L91 225L92 228L89 227V228L92 229V231H93V229H94L93 227L97 226V224H98L97 227L100 226V227L102 228V229H100L101 232H99V233H97V232H93V233H96V234H93L92 231H88V230H89L88 228H87V230H86V233H85V231H82V232H81V230H82L85 226H84V227L82 226L83 228L79 227V228H81V230H80V229H79V230H78V229H74V228L71 226V227H70V228H71V229H70V232H71L72 229H74V233H76V234L79 233V234H80V235L78 234L77 236H75V234H73L74 239H75L76 237H80V236H82L81 238H77V239H75V241H76L75 243H77L76 245H80V243H81V246L78 247V246L75 245V246L77 247V249H76V247H73V248L76 249L77 251H79L78 248H81L82 245H83V249H84L83 251H84V252H83V251L81 252L82 249L80 250V252H81V258L83 259L84 257H85V258L87 257L89 260L86 258L84 261H87V260H88V261H90V262H88V263H91V264L93 263V258L95 259V256H96V258L100 256V257H102V259H104L103 257L105 256L104 254L106 253V251H107V253H108V251H109L110 253H108V255H107V253H106V255H107L106 258H107V259H105V260H102V259H101V261L103 262L102 264H106V263H108V264H113V263H115V260H116L115 258H118V254H119L120 256L123 254L124 256H123V257H122V256H121V257L119 256V258H118V260H116V263H115V264H124L125 262H127L126 264H128V261H126L125 259L128 258V256H129V258L127 259V260H129L130 257H131V256H130V253H129L130 250H128V249H130L129 247H132V246H131L132 244H131V245L129 244L130 246H128V245H123V244L120 245L119 242L116 241V240H118V239H116V238H119L120 241H121L120 243H122V239H123L124 235H119V236H118L115 232L110 231V229L112 228V227L110 226V225H111V224H110L111 221L109 220L110 223H108V222H109V221L107 222L108 219H107V218H105ZM154 219H152V220H154ZM242 220H243V221H242ZM244 220H245V221H244ZM246 220H247V221H246ZM97 221H99V219H98ZM203 221H204V220H203ZM230 221L233 222V224H232ZM240 221H241V222H240ZM40 222H41V221H40ZM243 222H244V223H243ZM245 222H247V223L245 224ZM42 223H43V221H42ZM77 223L79 224V222H76V225H75V226H77ZM95 223H96V225H95ZM189 223H191V224H189ZM40 224H41V223H40ZM71 224L74 225L75 223H74V224L71 223ZM71 224H70V225H71ZM109 224H110V225H109ZM226 224H227V225H226ZM234 224H235V225H234ZM238 224H239V225H238ZM70 225H69V226H70ZM79 225L81 226V224H79ZM106 225H108L109 227L107 226V227H108V228H107ZM191 225H192V226H191ZM194 225H195V226H194ZM231 225H232L233 227H232ZM75 226H74V227H75ZM89 226H90V225H89ZM190 226H191V227H190ZM226 226H227V230H226ZM238 226H239V228H238ZM241 226H243V227H241ZM100 227H99V228H100ZM105 227H106V228H105ZM228 227H229V228H228ZM230 227H232L233 229H231ZM244 227H246V228L249 229V230H247V231L244 230V229H245ZM248 227H249V226H248ZM68 228H69V227H68ZM68 228H67V230H69ZM95 228H96V227H95ZM99 228H98V229H99ZM103 228H105V234H103V231H104ZM207 228H208V229H207ZM45 229H48V228H45ZM45 229H44V230H45ZM85 229H86V228H84V230H85ZM91 229H90V230H91ZM98 229H97V230H98ZM193 229H191V230H193ZM205 229H206V231H205ZM228 229H229V230H228ZM237 229H238V230H239V229H242V230H240V231H235V230H237ZM251 229H252L253 231H250ZM44 230L42 231V233H43V235H44V238H48V241L52 243V241L54 240V238L52 237L53 234H54L53 231H52V232H51V231L49 232L48 230H45V231H44ZM75 230H76V232H75ZM100 230H99V231H100ZM102 230H103V231H102ZM111 230H112V229H111ZM230 230H231V231H230ZM232 230H233V231H232ZM46 231H47V232H46ZM95 231H96V229H95ZM108 231H109V234L107 233ZM229 231H230V234H231V235L233 234V238H234V234H235V238H234V239H236V238L240 235L239 238H237L235 241H233V239H232V241H231V237H232V236L229 234ZM243 231H244V232H243ZM48 232H49V233H48ZM80 232H81V233H80ZM112 232H113L114 234H113ZM210 232H211V233H210ZM227 232H228V234H229L231 237L228 236ZM234 232H235V233H234ZM236 232H237V235H236ZM238 232H239V233H238ZM253 232H254V233H253ZM262 232H263V233H262ZM50 233H51V235H50ZM91 233H92L93 235H92ZM111 233H112V234H111ZM204 233H203V234H204ZM259 233H258V234H259ZM87 234H88V235L90 234V235L87 236ZM98 234H101V235H100V236H101V237H100L101 239L99 238V235H98ZM102 234H103L104 236H103ZM210 234H211V235H210ZM91 235H92L93 237H92ZM106 235H108V236H106ZM109 235H110V236L112 235V236L110 237ZM116 235H117V236H116ZM223 235H226V237L224 236V238H223ZM241 235H242V237H243V235H244V238H243V239H241V238H242ZM85 236H86V237H85ZM94 236H98L97 239H98V238H99V239H98L97 241H96V239L91 240V239L94 238ZM120 236H121V238H120ZM200 236H201V235H200ZM216 236H217V237H216ZM227 236H228L229 238H228ZM49 237H50V238H49ZM51 237L53 238L52 241H50V239H52ZM103 237H105V238L103 239ZM106 237H107V238L110 237L111 239L108 238V239H109V240H108V239H106ZM114 237H115V238H114ZM209 237H208V238H209ZM214 237H215L216 239H213ZM246 237H247V238H246ZM258 237H259V238H258ZM262 237H263V238H262ZM82 238H83L85 241H86V240H87V241L85 242ZM199 238H200V237H199ZM222 238H223V240L225 239L224 242H223ZM254 238H255V239H254ZM78 239H79V240H78ZM211 239H210V240H211ZM226 239H227V240H226ZM238 239H239V240H238ZM260 239H261V240H260ZM81 240H82L83 242H82ZM112 240H113V241H112ZM228 240H229V241H228ZM240 240H242V241H247V242H244V243H243V242H238V241H240ZM80 241H81V242H80ZM107 241H110V242L108 243ZM114 241H116L117 244H116V242H115V244H113L112 242H114ZM258 241H259V242H258ZM88 242H89V243H88ZM226 242H228V243H226ZM229 242H230V243H229ZM231 242H233L234 244L231 243ZM235 242H236V243H235ZM252 242H255V243L252 244ZM257 242H258V243H257ZM78 243H79V244H78ZM92 243H93L94 245H95V243H97V246H95V247H98V244H99V246H100L101 248L99 247L98 249H99L100 251L97 250V248H96L97 252L94 251V250H95V247L93 248L94 245H93ZM101 243H102V244H101ZM104 243H105V246L103 245ZM106 243H108L109 245L106 244ZM111 243H112L113 245H112ZM123 243H124V241H123ZM238 243H239V245H242V246H244L243 244H245V243L248 244L249 249L254 250L255 252H257V250L259 251V250L261 249L259 252H257V253L259 254V256H258L259 258L257 259V256H255V260L259 261V263H258L257 261H255L254 259H251V258H253L254 256H252V257L250 256V258H249V257H246V256H249L247 253H246L247 255H244V254L242 255V256H245V258L243 257L244 259L241 258L242 256H241V257H238L236 251H233L234 249H237ZM241 243H242V244H241ZM250 243H251V245H250ZM256 243H257V244H256ZM84 244H85L86 246H85ZM90 244H91V246H90ZM118 244H119L120 246H119ZM154 244H155V243H154ZM154 244H153V245H154ZM222 244H223V245H222ZM255 244H256V245H255ZM101 245H103L104 247L101 246ZM122 245H123L124 247H123ZM133 245H134V244H133ZM157 245H158V244L156 243L154 246H157ZM232 245H233V246H232ZM234 245H237L236 248L234 247ZM253 245H254V246H253ZM51 246H52V247L50 248V250H48V251H50V252H54V251H56V250H58V249L60 248L59 245L57 246V244H56V245L54 244V245H51ZM84 246H85V247H84ZM112 246H114V247H112ZM117 246H118V247H117ZM125 246H126V247H125ZM198 246H199V247H198ZM198 246H197L196 249H195L196 251H198V253H195V254H196V256H199V255H197V254H200V256H199L198 259H201V258H202L201 260H198V261H197V257H195V256L193 255V253H191L190 256H192L191 258L195 257V259L193 258V259L196 261V262L194 261V263H193V259H191L192 262L189 263V261H191V260H189V261L187 260L188 262H187V261H181V259H180V260L177 259V258L174 259V258L172 257L173 255L170 254L171 256H169V258H168V262L171 263V264H179L180 261H181L180 264H184L183 262H185V264H205V263L208 261L206 264H208V263H209V264H213V263H215V262H216V264H217V263H218V264H221L220 262H217V261H218V260H217V257H216V261H214L215 259L213 260V258H214L213 256H212V257L208 256L209 254L206 253V252H207L206 250H208V249H206V247L204 248V247H203L204 245H203L202 243L199 244ZM111 247H112V248H111ZM119 247H120V248H119ZM133 247H136V245H134ZM224 247H225V248H224ZM245 247H247V245H245L244 248H245ZM248 247L246 248L247 250H249ZM250 247H252L253 249L250 248ZM256 247H258V249H257ZM90 248L92 249V251H91ZM102 248H104V249H103L104 252H103ZM106 248H107V249H106ZM113 248H114V250H113ZM117 248H118V249H117ZM121 248H122V250H123L122 254H120V252H119V251H122ZM127 248H128V249H127ZM228 248L231 249V250H229ZM254 248H255L256 250H255ZM108 249H109V250H108ZM125 249H126V250H125ZM225 249H227V250H225ZM65 250H66V249H64V251L61 250V251H62V252L60 251L61 253L58 251V253L63 254V255H65V253L69 254V251H68V250L65 251ZM105 250H106V251H105ZM110 250H111V251H110ZM117 250H118V251H117ZM218 250H220V252H219ZM222 250L227 251V255H228V256L226 255V252H225V251H222ZM93 251H94V252H93ZM98 251H99L101 254H100ZM200 251H201V252H200ZM228 251H229V252L231 251L230 254H229ZM249 251H250V250H249ZM254 251H252V252H254ZM261 251H262L263 253H261ZM89 252H90V253H89ZM114 252H115V253H114ZM118 252H119V253H118ZM232 252H233V253H236V256H235V254H234L233 256H231V255H232ZM83 253H84V254H83ZM98 253H99V254H98ZM102 253H104V254H103L104 256L102 255ZM111 253H112V254H111ZM244 253H245V252H244ZM67 254L64 256V259H65V260H69V255H67ZM82 254H83V255H82ZM85 254H86V256H84ZM126 254H129V255L126 256ZM181 254H182V253H181ZM204 254H205V255H204ZM206 254H207V255H206ZM258 254H257V255H258ZM98 255H99V256H98ZM109 255H110V256H109ZM111 255H112L114 258H112ZM116 255H117V257H115ZM240 255H241V254H240ZM240 255H239V256H240ZM82 256H83V257H82ZM180 256H182V255H180ZM201 256H202V257H201ZM226 256H227V257H226ZM262 256H264V255H262ZM91 257H92V260L90 259ZM100 257H99L98 260H100ZM124 257H126V258L124 259ZM204 257H206V258L204 259ZM229 257H230V258H229ZM233 257H234V258H233ZM120 258H121V259H120ZM170 258H172V259H170ZM210 258H212V259H210ZM227 258H228V259H227ZM237 258H238V259L241 258L240 260H241V261L243 260V261L241 262V261L238 260ZM109 259H110V262H108ZM114 259H115V260H114ZM131 259L133 260L134 258L131 257ZM136 259H137V258L135 257V260H134L133 262L131 261L132 263H131L130 260H129L130 264H133V263L135 264L136 262H137L136 264H139V263H138L139 260L137 261ZM169 259H170V260H169ZM223 259H224V260H223ZM263 259H264V258H263ZM98 260L95 259L93 264H95L96 261H97L96 264H101V261L99 262ZM124 260H125V262H124ZM143 260H144V259H143ZM146 260H147V261H146ZM146 260H144L143 262H141L142 260H140V262H141L140 264H144L145 262H147L148 264H150V263H152V264L158 263V264H159V263H160L159 260L152 261V262L148 261V259H146ZM171 260H172V261H171ZM203 260H206V261L203 262ZM232 260L234 261V263H233ZM244 260H245V261H244ZM248 260H249V261H248ZM105 261H106V262H105ZM112 261H114V262L112 263ZM121 261H122V262H121ZM209 261H210V262H209ZM212 261H213V263H212ZM252 261H253V263H248V262H252ZM149 262H150V263H149ZM223 262H224V263H223ZM226 262H227V263H226ZM88 263H87V264H88ZM147 263H145V264H147Z\"/></svg>",
  "mask_w": 264,
  "mask_h": 264
}]
</instances>
